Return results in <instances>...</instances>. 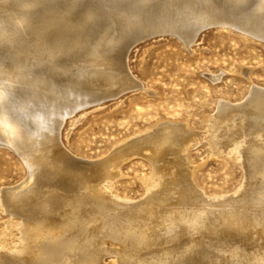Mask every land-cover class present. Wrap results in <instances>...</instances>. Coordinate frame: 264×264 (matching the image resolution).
<instances>
[{"label": "rangeland", "instance_id": "1", "mask_svg": "<svg viewBox=\"0 0 264 264\" xmlns=\"http://www.w3.org/2000/svg\"><path fill=\"white\" fill-rule=\"evenodd\" d=\"M1 1L2 0H0V4L2 3V6H4V7H2V6H1L2 8L0 7V14H3L2 12H5V15L4 14H3L4 16L0 15V19L3 20V22L0 20V22H2V23H0V25H2V26H0V29H1V31H0L1 32L0 33V38H1L0 39V46H1L0 47V60H2V62L0 61V65H1L0 66L1 67V69H0V76H1L0 81H2V82L4 81L3 83H6V80H7L6 78H7L8 74L15 71V68H11L12 65H14L15 63L20 64L22 62L26 66H28V67L30 66L29 69L32 70L33 72L32 71L31 72L35 75L38 72V74L36 75L37 77L35 79L36 81L30 80V81H27V83L22 82V81L21 82L20 81H13L12 84L14 86L18 87V89L16 91H13L12 96L17 97L19 95H25L26 93L29 94L33 90H37L38 92L33 95V99H34V101H36V103L34 104L35 107L31 103L29 104V107L31 108V106H32L31 109H33V107H34V110H36L39 106H41L43 108L39 107L41 109L38 108L37 112H38V110H40L42 112V110L47 111V109H49L51 106V109H49L50 110L49 115H51V116L48 117L49 120L44 125L45 128L47 127L46 126L47 124H48V126L52 125L51 118L55 117L56 114H60V113H63V112H66V111L72 109L73 108L72 102L75 99H77L78 97H81V96L89 95L91 87H87L88 83H87V79H86L87 77L85 75H87L88 73L86 71L94 70V68H96V66H97V65H94L93 63L87 62V60L89 58L88 57L89 51H87L88 49L86 50V48H88V46H89L88 44L91 41L96 40L97 38H99L103 34L105 35L106 33H107L106 36H108L109 38L114 39V38L120 37L121 39H124L130 33H133L135 31H145L147 27L151 26L152 24H155V21L161 15L160 14L161 11H162V13L165 12V15L168 17H171V16L176 17L177 19H179V22H181V25H183L181 27H184V24H186L185 26L188 25L187 26V28H188L189 26H191L192 22L195 20V19H192L190 17L191 14L194 13V15H195V13H197V15H200V11L202 10V8L204 6H206V4L204 3L205 2L204 0H196L197 4L195 2H192V5H191L192 7H191L190 11H188V10L184 11L185 5L188 4V2H190V0H185L183 2L182 1L179 2L180 3L179 6H182V8H179V7L176 8V6H172L170 4L168 5V3L162 2L163 0L162 1L161 0H154V1L153 0H147V3H146V1L144 2L143 0H73V2H74L73 5L70 4L71 0H52V1L47 0V2H45L46 0H41V1L40 0H36V1L35 0H26V1L25 0L24 1L13 0V2H12V0L11 1L7 0L9 2H7L6 0H4L6 2H3V1L1 2ZM42 1L45 3L43 4ZM254 1L255 0H253V1L252 0H246L245 5H248L249 3H253ZM32 2H34V3L36 2L35 3L36 5ZM40 2L43 4V6ZM65 2H67V4ZM152 2H154V3H152ZM220 2H221V0H217V4H219ZM4 3L7 4V8L5 7L6 4H4ZM9 3L11 5H9ZM18 3L20 5V7H19ZM156 3L158 6L156 5ZM159 3H160V5H159ZM24 4L26 7H28L27 9L25 6L23 8ZM33 4H34V6H33ZM12 5H14L13 6L14 9H12L13 8ZM38 5H40V6H38ZM60 5H62V6H60ZM96 5H99L100 10H98V11L93 10L94 12H92L91 14H88V12L84 11V9H87V8L89 10H92L95 7H97ZM232 5L233 6L236 5V6L233 7ZM58 6H60L62 8H60ZM16 7H18L21 10L20 11H19V9L16 10ZM30 7H32V8H30ZM229 7L231 10L229 9ZM229 7L227 9H225V11H226L225 13H227L228 9H229V12H232L235 10H236V12H240L239 9H241V8H239V6L236 3L235 4L232 3ZM166 8L168 9V11ZM261 8L259 9L261 11H259V10H258L259 12L255 11L256 13L254 12V14H253L254 17L258 16L257 19L256 20L253 19V20L248 21L247 22L248 24L246 23V28L244 30L238 26H235V27H234V25L231 26L230 24L229 25L231 27L227 26L228 24H226L225 26H221V25L219 26L218 24L205 25L204 27L202 26L198 30L197 35L194 37L193 40H189V39L185 40L186 36L184 34H183L184 37H181V35H178L177 33L171 32V29L170 30L164 29V30H160V31L147 30L144 32V34H146V35L149 34V35L142 37L141 39L136 41V43L134 42L130 46V48L128 49V53H127L126 59H125L126 60L125 61V68H124V66L122 67V65H119L116 61V60L120 59L119 56H117L118 55L117 51H119V49H118L119 46H117V45L108 46L107 50L110 51L111 53L113 52L112 54H110L111 56H113V58L110 57V58H107L106 60H104L102 62H99L98 63V67H99L98 70L103 69L104 72H110V71H114L116 73L120 72V75L116 81H112V82H110V84H108L107 86L104 87L105 89L112 88V87L113 88L119 87V88L116 89V91L113 92V94L98 95V96L96 95L91 99L92 101L87 102L83 106H80L76 109L74 108L73 112H71L65 116V118H64V120L61 123L60 128H59L58 138H59L60 143L62 144L61 147H63L65 151H67V152L69 151L68 154L72 155L73 157L75 156L76 158L66 156L65 154L63 155L61 153V150L58 148V146L49 147V145H51V143L45 141L41 137L38 138V140H39L38 147L39 148L43 149L44 151L46 150L47 147L51 149V150L50 149L48 150V148H47V151H50V152H46V151L44 152L41 150L44 153V155L46 154L45 155L46 157H44L46 160L43 158L44 161L42 160V162H41L40 170H42V171H40L41 172L40 177L45 175V176H47V178L44 176L43 178L39 177L37 179L35 184H37V183H39V184H37V186L35 185V187L33 189L34 192H32L35 195L33 194L34 196H32V194H29L31 198L27 200L28 201L27 203L30 206H33L34 204L39 206L41 203L43 204L44 202H46L48 197L50 198L47 201L48 202L50 201L48 204L51 205L50 206L51 209L49 207V209L47 211L48 213L46 214V217H44V218H46V221H44L43 223L44 224L49 223L52 225V227L54 226L53 229L54 230L57 229L58 231L57 230H56L57 232L54 231L55 232L54 234H56V235H53V236H55L56 240L57 239H60V240H58L59 242L57 244H55L57 241H55V240L51 241L53 247L50 245V241H48V240L46 241V239H45L44 243L42 242V244H40L38 246H35L37 241H33L36 243L35 244L33 242L31 243L33 246L28 251L29 253L27 252L26 254H24L25 256L23 254H17L13 250L11 252H9L8 249L2 247V249H0V252L2 255V256L0 255V260L2 259L0 261V263L3 264L5 261L8 260L7 264H14L17 261L18 262L20 261L19 263L17 262V264H20V263L21 264H38V263L39 264H47V263L53 264L54 262H55V264H75V263L84 264L85 261H87L88 259L90 260V258H91L90 255L86 254V250H88L90 247H91L90 249H93L92 247H94L95 249L93 250V252H95V253H94L93 257H95L96 259L93 260L91 258V260L93 262H101L102 264H106L109 261L114 260L116 255L113 254L112 252H105L104 251V253H103L102 248L113 249L115 246L116 248H114V249H117V247H118L117 250L119 253H121L120 256L122 257L121 259H119L118 262H116V264L123 262V261H124V264H132L133 262L134 263L136 262V264H140L139 262H140L142 256L144 257V258L142 257V259L150 260V259H153L151 257L153 253H154L153 257L155 255L156 260L158 258L159 259L162 258V259H160L161 261L158 260V262H155L156 264H162V263L163 264H166V263L167 264H175V263L176 264H178V263L179 264H190V263H192V261H193L192 264H195L196 262H197L196 264H201V263L202 264H207V263L208 264H216V263L221 264L222 262H223L222 264H228V263L234 264L233 261L238 263V264H243L247 258H248V260H247V262H245V264L246 263L247 264H255L254 262H257L258 264H264V234H263L264 233V229H263L264 226H262L264 224V217H263L264 213L262 214L260 212V210L264 211V210H262V209H264V207H262L264 205V180H263L264 169H262V168H264V164H263L264 158H262V156H261L262 154L259 155V153H262V152L264 153V146H263L264 143L262 144V142H264V137H263L264 136L263 135V133H264L263 128L264 127H262L263 126L262 124H264L263 123L264 122L263 121L264 115L262 113V112H264V109H263V107L258 109V108L251 106V107H246V109L242 108L239 110L230 111L227 116L222 115L221 117H217V115H216L217 105H218L219 101H223V102L226 101V103H229L230 105H237L238 103H242L245 100L249 90L251 89V87H253V85L260 87V88H262V87L264 88V37H263L264 36V31H263L264 28H263V30H262V28H260V26L264 27V15H262L264 13L263 12L264 9L262 8L263 9V11H262ZM1 9L5 10V11H2ZM9 9H11V10H9ZM24 9H25V12L30 16V18H28L29 16L24 12ZM30 9L32 10V12ZM47 9H49V10H47ZM33 10L34 11L37 10L38 12L41 11V13H42V14L40 13L41 16H40V14H38L37 11L34 12ZM6 11H8V12H6ZM12 11H15V12L17 11V12L13 13ZM22 11H23L22 15L24 14L23 16H25L24 18H26L27 20L24 19L23 21H19L18 18L21 15V13H19V12H22ZM9 12L10 13L12 12V14H10ZM29 12H31V13L29 14ZM33 13H34L35 17L32 16ZM49 13L55 14V15L53 16ZM15 14H16V16H15ZM18 14H20L19 17H18ZM44 14H45V16H44ZM81 14H85L87 16H90V18L94 19V21L96 20L97 23L91 19L89 24H87L89 21L88 20L89 17H88L87 20L84 21V24H86V25L83 26V23H80V24H82V25H80L77 22L78 20L76 18H77V16H81ZM6 15H7V18H6ZM26 15H27V17H26ZM37 15H39L40 18H38L39 16H37ZM71 15L74 17L72 18ZM2 16L4 18H2ZM31 16L34 19L31 20ZM240 16L244 17L245 15L243 13V14H240L239 17ZM8 17H11V18H9L10 20H8ZM15 17L16 18L18 17V18L16 19ZM35 18H36V21H35ZM41 18L43 21L41 20ZM4 19H6V20H4ZM28 19H29V21H28ZM51 19H53V20H51ZM64 19H65V21H64ZM33 20H34V22H33ZM54 20H55V22H54ZM74 20L79 25L77 23H75V25H74ZM16 21H19V22H16ZM25 21H27V22H25ZM69 21H71V22H69ZM39 22H41V25L44 24L46 26V28L44 27V25L41 26ZM64 22H66V23H64ZM182 22L184 24H182ZM5 23H6V25H5ZM22 23H23L24 27H23ZM26 23H27V25H26ZM233 23H234V21H233ZM259 24H261V25H259ZM12 25H13V27H11ZM28 25H29V27H31V25L32 26L34 25L35 27L34 26H33L34 28L32 27V29H34V31L31 28L29 29V27H27ZM179 26H180V23H179ZM4 27L6 29H4ZM16 27H19V29H21L20 30L21 32H19L18 31L19 29ZM47 27L50 28L51 30L48 29ZM58 27L59 28L63 27L60 29L61 30L64 29V31L58 30L59 29ZM66 27L68 28L67 32H65V30L67 29ZM69 28L72 30H70ZM73 28L74 29L77 28V30H79V31L77 32L76 29L74 30ZM16 29H18V30H16ZM25 29L26 30L29 29V31L28 30L26 31ZM44 29L46 31H48V30H50V31L46 32V34L43 32V34H42L41 30H44ZM80 29H82L84 32L83 31L81 32ZM240 29H242V30H240ZM252 29L253 30L255 29L256 32L253 31ZM10 30H11V32H10ZM22 30H24L23 31L24 33L22 32ZM30 30L33 32H31ZM36 30L38 31L39 34L36 32ZM55 30H58V32L60 31V35L57 34L58 32ZM69 30L72 31V33ZM246 30H248V31H246ZM3 31H4V33L5 32L6 33L5 34L2 33ZM12 31H13V33H12ZM53 31H55V32H53ZM74 31H76V32H74ZM63 32H64V34H63ZM28 33H29V35H28ZM53 33H55L56 36ZM74 33H76L75 34L76 39L73 38ZM82 33L85 36L87 35L86 39H84L85 36H82L83 35ZM150 33H152V34H150ZM9 34H11V35H9ZM13 34H14V36L15 35H17V36L20 35V36H18V37L15 36L16 37V39H15V37H13ZM34 34H36V35L38 34V36H40V37H38ZM30 35L34 36L32 39L33 40L36 39L35 41H39L41 39L39 41L40 43L37 44V42H33L32 39H30V37H32ZM61 35L63 37L66 35L67 36L70 35L68 37H70L71 39L70 38L67 39V36H66V38L65 37L63 38ZM25 36H26V38L28 37V39H26ZM45 36H48L49 39L51 37L53 38V36H54L57 38V39L55 38L57 41L54 40V42H52L53 41L52 38H51L52 41H50L51 39L49 40L48 37L46 38ZM77 36H79V38H82V37H84V38L80 39L81 42H78V43H81L82 45L79 46L80 45L79 44L76 46V48L74 47L75 48L74 49L73 45H75L76 42L79 40V38ZM10 37H11V39H10ZM12 37H13V39H12ZM44 37L49 42H47ZM59 37H61V40H58ZM6 38H7V41L5 42ZM19 38H21L23 40L25 39L26 44H24L25 40L21 41V39L19 40ZM2 39H3V41H2ZM29 40H31V42ZM66 40H68V42ZM84 40L86 42L88 41L85 45H84V43H85ZM58 41L60 43L62 41L63 42L66 41L67 44H66V42H64V43L62 42L61 44H63L64 47L66 45L65 48L68 47L67 49L68 50L71 49V50L65 51L67 49H65L63 47V45H61L59 43L61 45V47H60V45L56 47L59 49V51L56 49L52 54L46 55L44 57L39 56L36 58V57H34V55H32V57H31V54H37L39 51L44 53V51L47 49L48 46H50L52 43H56V42L58 43ZM10 43H11V46H13V47L10 46ZM41 43H43L45 45L42 44V46H40ZM29 44H31L33 47H31V46L29 47L28 46ZM46 44H47V46H46ZM68 44L70 46H68ZM34 45L36 46V48ZM56 45H58V44H56ZM2 46L4 47V49ZM69 47H70V49H69ZM6 48H8V49H6ZM9 48H11V49H9ZM38 48H39V50H38ZM44 48H46V49H44ZM20 49H23L26 51L23 52V50H20ZM31 49H32V52H31ZM43 49H44V51H43ZM29 50H30L31 54L28 53ZM8 51H9V53H6ZM18 55H19V58H18ZM28 56L31 58H29ZM49 56L51 58L53 56V58L51 59ZM8 57H9V59H8ZM6 58H7V60H5ZM20 58H22V61ZM38 58L43 59V60L40 59V61L41 62L43 61L45 64L44 63L41 64V62L39 61ZM54 58H56V59H54ZM57 58H61L62 60L61 59L57 60ZM49 59H51V60H49ZM47 61L50 62V64ZM58 61H59V63H57ZM46 63L49 64L48 66L54 64L55 69L52 68V67H54L53 65H52V67L51 66L48 67L46 65ZM58 64H61V65L59 66ZM37 66H38V68H37L38 70L36 69ZM40 66H42V67H40ZM45 66H47L48 69L45 68ZM63 67H64V69H63ZM57 68L62 69V71L58 70ZM4 69H6V70L4 71ZM49 69H51V71ZM123 69H126V71L128 72V75H127V72H125ZM7 70H8V72H7ZM40 71L42 73H40ZM44 72L46 75L44 74ZM39 75H42V76H39ZM2 76L4 78H2ZM22 77H23V75L21 73H18L16 75V78H18V80L22 79ZM128 77L131 79V82H128V84H127V83H125V79H127ZM50 78H52V79H50ZM54 78H55V80H54ZM82 78H83V80H82ZM81 81H83V82H81ZM37 82H39V84H38L39 87L36 85V88H34L35 83H37ZM27 86H28V88H27ZM62 88H65V89L62 90ZM19 90L22 91V93ZM55 92H56V94H55ZM15 93H17V94H15ZM44 93H45V95L43 96ZM48 97L50 98V100ZM46 103H47V106H46ZM50 103H54V104H50ZM44 105L47 107V109L44 107ZM251 109H252V112H254L253 114L251 112ZM245 110H246V113H245ZM247 110H249V111H247ZM258 110L260 113L258 112ZM238 112L241 113V114H238L241 117L240 116L238 117L236 115ZM257 112L259 114H261L260 119H258L259 114H256ZM234 113H236V114H234ZM243 113H244V116H242ZM246 114H247V116H246ZM248 114L251 117H249ZM234 115H236V116H234ZM262 115H263V117H262ZM230 116L231 117L234 116V118L233 117L231 118ZM252 116H254L255 118ZM236 117H237V119H236ZM244 117L246 118L245 120H247L248 122H244L245 121ZM238 118H239V120H238ZM25 119H27L25 121H27L26 123H27L29 129H30V127H32V126L34 127L35 125H36L35 127H37V123H35L36 121L34 119H32V117H25ZM233 120H235V121H233ZM259 121H260V123H259ZM261 121H263V122L261 123ZM30 124H31V126H30ZM164 124H170L169 126L171 127V129L173 127H175L176 129L179 128V130H175V131L178 134H180V136L174 131L175 128H173V130L167 132V134H165L166 133L165 131L160 132L159 130H163L160 127ZM252 125H254V126H252ZM257 127L259 128V130ZM45 128L41 127L40 131L45 132L46 131ZM29 129H28V131L33 130L32 128L30 130ZM255 129L258 131H255ZM250 132H251V135L249 137ZM259 132L261 133L259 135L262 138L261 137L259 138V135H257V133H259ZM148 133H152V136H154V137H152V136L151 137L154 139V142H153V139L151 137L150 138L152 140L151 139L143 140L142 136H144ZM161 133H163V134H161ZM185 133L187 135H185ZM158 135H160V136L162 135V137L160 138V136L158 137ZM183 135H184V137H183ZM256 135L258 136V138H256L257 137ZM185 136H187V137H185ZM244 136H246V137H244ZM251 136L255 140L253 138H251ZM163 137H164L163 140H165L167 138H169V139L172 138L171 142L174 140L172 142V144L175 143V145L172 146L170 143V140H167V141L161 140ZM180 137H182L185 142L184 141L182 142V138L180 139ZM158 138H160V139H158ZM232 138H233V140H232ZM242 138H244V140H242ZM257 140H258V142H260L259 140H261L262 142L256 143ZM151 141L154 144H152ZM246 141L249 142L250 144H248ZM254 141H256V142H254ZM157 142L160 144L161 143H164V144H161V146L159 144V146H158ZM233 142L236 143V145H237L236 147H238V150L239 151L241 150L240 154L241 153L242 154L240 156H239V153L236 154L235 151H234L235 153H233V151L227 152L229 149L233 148L231 145H233V146L235 145V143H233ZM240 143H242V144H240ZM251 143L253 146L251 145ZM41 144H44L45 146H43ZM179 144H180V146H177ZM257 144H258V146H257ZM163 145L166 148L169 146L170 149H168V148L166 149ZM250 145H251L252 149L250 148ZM152 147H153V149H152ZM159 147H161L162 149ZM177 147H179V148H177ZM240 147H242V148H240ZM55 148H57V149H55ZM157 148H159V149L157 150ZM180 148H182V149H180ZM183 148H187L186 149L187 152L183 151ZM254 148H256L258 151L260 150V152L258 153L256 151V149H254ZM163 149H165V150L163 151ZM166 150H168V151L166 152ZM173 150H175L176 153H174L175 151L173 152ZM180 150H182V153L184 152V154H182ZM242 150L244 153L242 152ZM250 150H252V152L254 154H256V156H254L253 153L250 154L251 156L253 155L256 159L253 156H252L253 158L248 156L249 153L251 152ZM177 151H179V152H177ZM48 153H50V154H48ZM153 153H156L157 155L156 154L152 155ZM169 153H170V156L166 155ZM178 153H180V154H178ZM245 154H247V155H245ZM158 155H160V157L162 156L161 159ZM176 155H178V157ZM180 155H182L181 156L182 158L180 157ZM171 156L173 158H171ZM247 156H248V158H247ZM50 157H52L54 161ZM67 157H69V159ZM163 157H166V158L168 157L167 160H169L168 161L169 164H168L167 160H165V158H163ZM71 158L74 160H72ZM75 159L77 160L78 164L76 163ZM155 159H156V161H155ZM240 159H242V160H240ZM243 159L246 162H244ZM48 160H49V163H48ZM55 160H56V162L58 161L57 162L58 165L56 164ZM173 160H175V161H173ZM248 160H250V161H248ZM52 161L55 164H52ZM73 161H75V162L73 163ZM160 161H162V162H160ZM71 162L73 163V165ZM92 162H94V163H92ZM42 163L46 164L45 168H44V164H42ZM66 163H67V165H65ZM157 163L159 165H157ZM250 163L252 165H256L257 169L255 166L254 167L252 166V168H251ZM254 163H256V164H254ZM84 164H86V165L84 166ZM89 164L91 165V167H93V169L90 167ZM82 165L84 167H82ZM99 165L100 166L103 165L104 167H100ZM41 166H43V167H41ZM86 166H87V168H85ZM174 166H176V167H174ZM246 166H248V167L246 168ZM46 168L48 170H46ZM81 168H82V170L84 168L83 171L86 170L88 172L82 173ZM97 168L99 170H95ZM249 168H251V169H249ZM253 168L256 170V173L258 175L254 172L255 170ZM100 169L102 172L100 171ZM248 169L252 172H249ZM258 170H260V172ZM96 171H99L100 173L96 172ZM44 172H45V174H44ZM70 172H71V174H70ZM247 172H249V174ZM92 173L95 174V177H92L94 175ZM156 173H158L160 175L159 184L157 186L160 187L159 189H161L160 190L161 192L159 191V194L156 193L155 190H158L157 186H155V188H152L151 191L155 192L154 196H159L158 198L162 199V200L158 199V201L161 200V201H159V203L156 200L157 197L154 198V196H153L154 199L151 197L152 202L147 201V198H148V195H150V192L148 193V191H146V186H147V184H150L148 181H150V178ZM190 173H191V175H190ZM260 173L263 175H261ZM64 174L66 175V177ZM74 174H75V176H74ZM82 174H85L86 176L88 175V177H85V175L82 176ZM251 174H253L254 176ZM27 175H28V168H27L24 160L20 156V154L18 152H16L14 149L7 146V144L5 145V143L2 144L0 142V196H1L0 200L3 201V198L9 197L8 194L7 195L5 194L6 196L3 197L4 193L7 190L10 191L13 189L16 190L19 188H23L24 185L27 184V182H25ZM50 175H52V176H50ZM98 175L100 176V179H99ZM73 176L74 177L78 176V177L74 178ZM248 177H250L251 180L253 179L254 182L250 181V179ZM254 177L256 179H254ZM48 178H49V180H48ZM95 178H96V180H95ZM182 178H184L185 181L181 180ZM56 179H58V180H56ZM75 179H77L78 182ZM98 179H99V181H98ZM260 179H262V180L260 181ZM87 181L89 184L87 183ZM91 181H92V184H90ZM177 181L179 184L182 183V185H180L181 187L179 186ZM24 182H25V184H24ZM174 182H175V184H174ZM188 182L190 183L191 189L195 188L193 190L194 192H191L188 189H186V188L190 189ZM40 183H42L44 186ZM49 183H51V185H49ZM107 183L110 184V187H108V185H107L106 187H103V189H101L102 190L101 193H99V191L96 192L98 190V188L100 187V185H104ZM246 183H248V184H246ZM172 184H173V188H172ZM185 184H188V186ZM71 185H73V186H71ZM91 185H93V186H91ZM174 185L176 187L178 186L177 187L179 189L178 191ZM184 185L187 187H185ZM244 185L246 186L247 191L245 190V192H243L244 194L243 193L241 194V191H239V190H241V188L244 187ZM164 186L166 187V189H163V188H165ZM45 187L48 189H46ZM76 187L80 188L78 190L79 192L77 191ZM170 187H171V189H170ZM182 187H185V188H182ZM57 188H59V189H57ZM67 188L69 190L73 189V192H72V190L69 191ZM175 188H176V190H175ZM180 188H181V190H180ZM92 189L94 190V192L91 191ZM36 190H37V193L35 192ZM41 190L42 191L44 190L43 193ZM54 190H55V193H52V191H54ZM58 190L60 192H58ZM74 190H75V192H74ZM163 190H165V191L167 190L166 192L164 191L166 195L164 194ZM182 190H185L184 194H183ZM108 191H109V193L110 192L111 193L110 194L107 193ZM62 192L65 194L63 195ZM83 192L85 195L83 194ZM187 192H190V193H187ZM235 192L237 194H235ZM49 193H51L53 195H51ZM91 193H93V194H91ZM98 193L100 194L99 196H98ZM172 193H176V194H172ZM177 193H179V194H177ZM185 193H186V196H185ZM38 194H39V198H38ZM57 194L60 196L59 199H58ZM77 194H78V196H77ZM106 194H108L110 197ZM160 194L164 195L165 199H163L162 198L163 196L161 197ZM187 194L191 195V196H188ZM198 194H200L199 197H202V198H199ZM43 195H45V196H43ZM54 195H55V197H57L58 200L55 199ZM72 195L77 196V198L75 196L72 197ZM115 195L117 197H115ZM172 195H174V196H172ZM180 195H182L184 197L182 198V197H180ZM192 195H193V197H192ZM234 195H236V196H234ZM84 196H85V198H84ZM105 196H106L105 201L107 200V203L103 200L105 198ZM118 196L121 198V200L122 199L123 200L121 201ZM168 196L171 198H168ZM175 196L177 198L178 197L179 198L177 199ZM187 196L189 197V199H192V200H187V203L182 204V203H184V201L186 202V199L188 198ZM43 197H44V199H43ZM46 197H47V199H46ZM88 197H90V199H88ZM97 197H99V198H97ZM172 197L174 198V200ZM206 197H208V199L210 201L207 200ZM235 197H238V198H235ZM52 198H53V200H52ZM180 198L184 201L180 200ZM193 198L195 200H197L196 202H199V203L196 204V202H194L195 200ZM35 199L37 200V203H36ZM40 199L42 201H40ZM75 199H76V201H75ZM97 199L101 200L102 202L104 201V203H102L101 201H99ZM108 199H112V200L110 201ZM114 199H116V200H114ZM169 199H171V200H169ZM218 199H220L219 201H221V202L216 201ZM228 199H230L231 201ZM244 199L246 200V204H245ZM59 200L60 201L63 200V201L59 202ZM201 200L202 201L206 200V203L204 201V204H206V205H204V204L202 205L203 202ZM248 200H249V202H248ZM84 201L86 203H84ZM145 201H147V202H145ZM162 201H163V203L160 205V203ZM176 201L179 202V204L177 203L179 205L178 207H177ZM189 201L192 202V204H194V205H191ZM207 201L210 203H213V204H211L212 206L208 205ZM228 201H230V202H228ZM250 201H251V203H250ZM31 202L33 203V205ZM39 202H40V204H39ZM87 202H88V204L90 202L91 203L88 205ZM95 202H97V203H95ZM109 202H110V204H109ZM127 202H128V204H126ZM142 202H144L143 207L141 206ZM148 202H150V203L148 204ZM216 202H218L219 205H217ZM223 202H225V203H223ZM257 202L260 203V205ZM92 203H93V206L96 205L95 209H93L94 208L93 206H91L92 207V209H91L90 205H92ZM98 203H101V204H98ZM105 203L109 204V205L106 206ZM114 203H115L116 209H119L120 207H118V206L121 204L120 206H123L122 210H124V211H125L124 208L129 207L130 204H131V206H132V204H134V205L136 204L133 207L135 210H137L141 206L140 208H142V209L139 208V211L137 210L135 214H134L135 210L134 209L131 210L132 216H133L131 219H133L132 221H133V223H135V228H137L138 230H139V227L142 229L144 228L143 224L144 225L147 224L146 225L147 227L149 226L148 227V231H149L148 235H150V237H148L149 239L147 238V241L146 240L145 241L147 243L149 241L151 242L152 241L151 237H153V241L151 242L152 244L149 242L148 243L149 245H148L143 240L142 241L141 240L136 241L135 239H138L139 237L138 238L135 237V235L137 236V234L135 232H134L135 234L132 232L134 235L131 234L132 238H134V239H132L130 237L131 235L130 236L129 235H126V236L121 235L118 237L120 240L122 239L121 241L119 240L120 242L118 241V239L116 242V239H114V238H112V240H111V237H112V236H110V234H112L111 231L112 230L114 231L116 228L117 229L119 228L120 222L116 223V221L123 220L122 221L123 223L121 222V224H120V228H119L120 230L123 229L122 226L124 227L126 225V224H124V223H126L125 222L126 215L122 214L120 212V210H117L120 213H118L117 211H115L116 212L115 213L113 211L114 210L113 209ZM116 203H117V205H116ZM145 203H146V205L148 204L147 207H146ZM153 203L156 205H153ZM221 203H223L224 206H222ZM242 203H244L246 205V207ZM252 203H253V205H258L257 207H259L258 208L259 214H258V211L256 212V209H255L257 207L253 206ZM103 204L106 207H108V209H111V210H108L105 206L102 207ZM163 204H164V206H163ZM169 204L170 205L172 204V208H170ZM188 204L191 205L192 207L195 206L197 208L199 206V208H198L199 210L205 209V208L207 210V208L209 209L210 207H211V209H209V211H207V212H205V210H204L200 215V219L198 217V219L196 218V220H194V221L189 217H185L184 219H182L183 221L182 220L179 221L180 225L178 222L176 226L172 225L171 229L167 227L166 222H165V224L162 223L163 224L162 226L160 225L162 218L168 214L170 215V217L173 216V217H171L172 219L174 217L180 219L181 215H178V210H179L178 208H181L180 211H183L184 209H186V208H184L186 205H187V207L189 206ZM200 204H201L202 208L200 207ZM237 204L238 205L240 204V205L238 207H235V206H237ZM247 204L250 206L249 209H247L248 208ZM67 205L69 207H67ZM80 205H81V207H79ZM87 205L90 208L89 207L86 208L85 206H87ZM98 205L101 206L103 208V210L106 208L105 210L108 213H106L105 210L102 211ZM110 205H112L111 207H113V208H110ZM149 205H150V207H149ZM168 205H169V207H168ZM225 205H228V206H225ZM242 205L245 207V208L243 207V210L245 209V213H244L245 219H241L244 217V216L242 217V215H243V213L241 211ZM1 206H0V232L2 234L0 233V240L2 238L5 240L8 239L7 241H9L11 243H14V242L18 243L19 237H17V236L21 235L20 231L16 227H14V229H13L12 226L7 225L6 222L11 216H12L11 218L18 220V221L19 220L21 221V218L18 215H15L13 213L12 214L9 213V212H11L10 210L12 209V207L9 208L8 204L6 202H5L4 207L3 206L1 207ZM156 206L157 207L159 206L160 208H156ZM77 207H79V208L75 209ZM98 207L100 208V210ZM217 207L219 209H221L220 210L221 212H219ZM260 207H261V209H260ZM80 208H81V210H80ZM226 208H227V210H225ZM231 208H233V210ZM250 208H253L255 211L253 209H250ZM72 209H74V210H72ZM212 209H214V210L212 211ZM228 209H231V210H228ZM246 209H247V212L250 210L248 213L252 216H250L246 212ZM85 210H88V211H85ZM166 210H167V212L168 211L169 212L167 213ZM235 210L236 211L238 210L237 212L238 213L241 212L242 214L241 215H240V213L236 214ZM251 210L254 211L253 214H251V212H252ZM65 211L69 214H67V213L65 214ZM69 211H71L73 213L74 218H71L72 217V216H70L71 212H69ZM79 211H82V212L79 213ZM100 211H102V212H100ZM211 211L214 212L215 214L212 213ZM228 211H229V213H228ZM230 211L232 213L234 211V213L232 214V216H233L232 218L230 216L231 215ZM149 212H152V213H149ZM209 212L212 213V215ZM224 212H225V214H224ZM60 213H62V214H60ZM85 213L86 214L88 213L87 214L88 216H85ZM94 213L95 214L98 213V216L95 218H94V216H96V215ZM100 213L101 214L106 213V215H108V214L109 215L112 214V215L106 217V215H101ZM163 213H165V215ZM207 213L209 215H207ZM216 213H217V215H216ZM218 213H220V214H218ZM179 214H181V213H179ZM261 214H262L263 218L260 217ZM34 215L37 219L38 216L39 217L42 216V213L38 214V215L32 214L31 217L33 216L32 218H35ZM54 215H56V216H54ZM61 215L64 217L62 218ZM76 215L78 216L77 217L78 221L75 218ZM92 215H93V217H92ZM139 215H140V217H142L141 219H140ZM151 215H152V217H151ZM176 215L179 217H177ZM222 215L225 218L223 217V219H221ZM253 215H255L257 217H255ZM79 216H81V217L79 218ZM113 216L116 220L113 218ZM116 216H117V218H116ZM143 216H145V217H143ZM234 216L238 218L237 221H235ZM182 217H184V216H182ZM206 217L208 219H206ZM251 217H253L252 218L253 220L251 219ZM259 217H260V219L257 220ZM48 218H49V220H48ZM55 218L57 220H55ZM64 218H65V220H64ZM87 218H88V220H87ZM100 218L102 220H100ZM111 218L113 220V225L116 224V227L114 226V228H113V226H112L113 229L111 228L112 222H109L111 220ZM213 218H215V219H213ZM229 218L231 221L230 222L227 221L228 225H225L226 219L229 220ZM60 219H62V220H60ZM72 219H74L75 221L73 220L71 222L70 220H72ZM89 219L92 221H90ZM143 219H144V221H143ZM217 219H219V221ZM63 220L64 221L67 220L66 223L69 224V227L67 226L66 223H63ZM104 220H109V221L105 222ZM135 220H137V221L134 222ZM145 220H146V222H145ZM155 220H157V221H155ZM213 220L216 221V224H215V221H213ZM247 220H248V222H247ZM76 221L78 223H80L79 226L76 225V223H77ZM82 221L83 222L86 221V222L83 223ZM185 221H187V222H185ZM202 221L204 223H202ZM217 221L219 223H217ZM221 221L223 222L222 227L225 225L223 228L221 227V224H222ZM232 221H233V223L234 222L235 223L231 225ZM102 222H104V223H102ZM158 222H159V224H158ZM183 222H184V224H182ZM189 222H190V224H187ZM70 223L71 224L73 223L72 227H74V228H72L70 226L71 225ZM81 223H83V225H81ZM85 223L88 227H86V225H84ZM148 223H150V225H148ZM102 224L104 226V231H102L103 230V228H102L103 226H101ZM106 224L107 225L111 224L110 225L111 229H109L108 228L109 225L107 226ZM195 224H196V226H195ZM63 225H64V227H66L65 229H64ZM182 225H183V227H182ZM184 225H185V228H187L188 226L195 228L193 230L194 232L191 231L192 228H188V231L185 230ZM202 225L203 226L205 225L208 227V228L207 227L206 228L201 227L204 230L207 229L206 231H204L203 229H202V231H200L201 228H199V226H202ZM217 225H219V228ZM80 226L82 229L87 228L86 229L87 231H85V229H84L85 232L83 230H81ZM137 226H139V227H137ZM164 226H166V227H164ZM215 226L218 228L219 231L224 229L222 231L225 233L217 231V228ZM242 226H244V227H242ZM70 227L72 230L68 229ZM106 227H107V229H105ZM157 227H158V231H160V229H161L162 234L170 235L171 238H170V236H167V235H165V237H164L163 235H161V232H159V235H158V233L156 231ZM176 227H177V230H174V228L176 229ZM196 227H197V231H195ZM213 227H215L216 229H213ZM229 227L232 230H230ZM233 227H235L234 228L235 231H234ZM238 227L241 228V230L243 229L246 233L243 230L241 231ZM2 228H3V230H1ZM164 228H167L166 229L167 231ZM198 228H199V230H198ZM252 228H253V230L255 228V230H257V231H255V230L253 231ZM168 229H170V231L172 230L173 232L172 231L170 232ZM181 229H183L184 231ZM107 230H110L111 233ZM208 230H209V232H208ZM214 230H215V232H214ZM61 231L64 232L65 234H63ZM68 231L72 232V234L70 233L71 235H69ZM74 231L76 234L74 233ZM106 231H107V233H105ZM153 231H156L157 234H155V232H154V235H153L152 234ZM186 231H187V233H184ZM239 231L242 232V234ZM83 232H84V234H83ZM87 232H89V233H87ZM94 232H96V233H94ZM167 232H169V233H167ZM196 232H198V233H196ZM200 232L202 233V235L201 236L197 235V234H200ZM211 232H213V233H211ZM226 232H228V233H226ZM233 232H235V233L238 232L240 235L238 233L235 234ZM4 233H5V235H4ZM6 233H8V234H6ZM85 233L88 234V235H86L87 238L90 236V234H92V236H95V237H92V236L89 237L88 238L89 241H88V239H86V237H85ZM102 233L105 236L103 235L101 237ZM108 233H110V234H108ZM180 233L183 236L180 237ZM216 233L218 234L217 236H218L219 240L216 239L217 238L215 236ZM243 233H244V236H243ZM74 234L76 236H74ZM95 234L97 235V238H96ZM185 234H187V236ZM210 234H213V235L215 234V235L213 237V235H210ZM226 234L228 235V237L225 236ZM262 234H263V236H262ZM3 235L6 238H4ZM58 235H59V237L56 238ZM68 235L70 236L71 240L68 238L69 237ZM176 235H178V236H176ZM188 235H191V236H188ZM254 235H256V236H254ZM60 236H62V237H60ZM71 236H73V238ZM108 236H109L110 240H107ZM158 236H159L160 240L157 238ZM220 236H221V238H220ZM75 237L77 239L79 238L80 240L75 239ZM83 237H85V238H83ZM122 237L123 238L126 237V238L123 239ZM166 237L168 238V240ZM173 237H175L176 240H174L175 238H173ZM208 237H210V238H208ZM211 237H212L213 242H215L214 240H216L217 242L221 241L220 243L225 244L224 245L225 247H226V245L229 246L228 244H231V246L226 247L225 248L226 250H225L223 248L224 246H222L221 244L219 245V243H217L218 245L216 244V242L215 243H213V242L208 243V242L212 241V240H210ZM39 238H40V236H39ZM100 238H101V240H100ZM128 238L132 239L133 244L130 241L131 239L127 240ZM164 238H165V240H167V242H170L172 240H174V241H172V243L170 242L169 244L165 245V243H167V242L164 241ZM203 238H205V239H203ZM206 238H207V240L208 239L209 240L207 241ZM226 238H229V239H226ZM230 238H231V240H230ZM232 238H234V239H232ZM67 239L70 240L69 241L70 243H71V241L74 242V243H71L72 246H71V244L69 245L70 247L68 246L69 242L66 243ZM85 239L88 243L85 242ZM113 239H114V241H113ZM177 239H178V241H177ZM198 239H200L204 242L199 241ZM11 240H13V241H11ZM93 240L96 242H93ZM125 240H126V243L124 245L123 241H125ZM155 240L157 242H155ZM196 240L199 243H197ZM222 240H224V241H222ZM232 240H233V242H235L237 244L236 248H238L239 250L242 248L240 251L238 249L235 251L236 248H234V250L230 249V248H233L235 246V245H233L235 243H232ZM60 241H62V244ZM108 241H110V242H108ZM111 241H113L114 243H111ZM225 241L227 243H222ZM90 242H91V244H89ZM127 242H129V243H127ZM134 242H137V243L139 242V245L142 246V247L139 246L141 248L140 250H139V247L137 246L138 244L136 245V243H134ZM247 242L250 245H248ZM76 243H77V245H76ZM101 243L103 245H101ZM104 243H105V245H104ZM118 243L121 245H119ZM142 243H145V245L144 244L142 245ZM154 243H155L156 247H155V245L153 246ZM156 243H158V244H156ZM183 243H185V244L183 245ZM186 243H188L187 244L188 246L186 245ZM191 243H193L194 246L191 245ZM206 243H208V245L209 244L210 245L207 246ZM87 244L90 246H88ZM110 244L111 245L113 244L114 246L112 245L113 246L112 247ZM126 244L129 248L128 250H127ZM201 244L205 245L204 247H206L207 250L209 249L208 250L209 252H207V253H206L207 250H205L204 253L206 255L202 252V250L204 251V249H202L203 246ZM211 244H212V246H211ZM62 245H63V247H62ZM74 245H75L77 250L75 248H73ZM122 245L125 248L124 251H123ZM134 245L138 247V250L140 252L137 250V247H136V249L134 248L135 247ZM151 245H152V247H155V248L150 247ZM158 245L161 247H158ZM181 245L183 246L182 247L183 250L180 251ZM190 245L193 246V248L195 247V249L198 245H199V247H201V248H199L201 250L197 249V250H199L198 255H196L197 250L192 249ZM195 245H197V246H195ZM215 245L220 247V250H223V251L222 252L219 251V248H217V246L214 247ZM48 246H51V248L53 250L51 248H48ZM59 246H60V248H58ZM132 246H133V249H132ZM143 246H145L147 248H144ZM254 246H256V247H254ZM46 247L48 249H46ZM169 247L172 250H170ZM184 247L186 248V250H184ZM210 247H211V249H210ZM0 248H1V246H0ZM40 248H41V250H40ZM63 248H64V250H63ZM120 248L122 249L123 253L121 252ZM214 248L217 249L216 250L217 253L221 252L220 254H218L219 255L218 257H217V253H215ZM228 248H229V250H228ZM255 248H257V249H255ZM4 249H5V251H4ZM134 249L137 252H139V253H137L138 258H137L136 254H133L131 256L124 254V252L126 250H127V252H125V253H128V251L129 252L131 251V253L132 252L136 253V251ZM163 249H164V252L165 251H167V252H165L164 255L159 256V254H163V252H161V251H163ZM167 249L170 251H168ZM190 249H192V250H190ZM212 249H214V251ZM44 250L46 253L44 252ZM55 250H59V251H55ZM65 250H69V255H71L70 258L67 260H65L66 258L64 256L65 255L64 253H66ZM177 250H179L180 252H178ZM189 250H190V252H188ZM227 250L230 254L232 251H235L234 254L232 252V254L234 256L230 255L227 252ZM54 251L58 252L59 254L58 253L54 254L53 253ZM77 251H78V253H76ZM158 251H160V253ZM224 251H225V253H224ZM49 252L53 253V256H51L52 254ZM73 252L75 253L76 256H74ZM156 252H157V254H156ZM170 252H172V255L175 257V259H173L174 257H172ZM182 252H184V253H182ZM257 252H259V253H257ZM189 253L191 254V257L188 256V255H190ZM192 253H194V255ZM226 253L229 254L230 256L227 255ZM237 253H239V254H237ZM10 254L12 257L10 256ZM12 254H15V255H12ZM44 254L46 256L45 259L47 258V260H45L43 258ZM56 254H58V256ZM177 254L179 257L177 256ZM185 254H187V255H185ZM201 254L203 255L204 258L201 257L202 256ZM212 254H215L214 255L215 257ZM222 254H225V255H222ZM21 255H22V257H21ZM36 255H37V257H36ZM139 255H141V256H139ZM156 255H158V257ZM180 255H182V259H184L183 260L184 262L182 261ZM183 255L187 256V259H185V256H183ZM199 255H201V256L199 257ZM38 256H39V258H38ZM54 256H57V257L54 258ZM84 256L87 258L88 257H90V258L85 259ZM7 257H9V258L6 260ZM10 257L11 258L16 257V258H14V260H13ZM34 257H35V259H33ZM134 257H136V258H134ZM165 257L168 258L167 261H166ZM208 257H210V260ZM213 257H214V259H213ZM219 257L223 258V260H225V257H227L228 260H229V258H231V259H230V262H226V261H228L227 259L225 261H223ZM30 258L33 260H31ZM51 258L52 259L54 258V259L52 260ZM78 258H80V259L77 260ZM118 258H120V257L116 256L115 259H118ZM179 258H180V260H178ZM197 258H199V260ZM233 258H234V260L231 261ZM19 259H21V260H19ZM25 259H27V260H25ZM83 259H85V261ZM122 259H124V260H122ZM128 259H129V261H128ZM163 259H165V260H163ZM188 259L191 262H189ZM215 259H218L220 262H217L218 260H215ZM241 259H245V260H241ZM15 260H17V261L15 262ZM153 260H152V262H154ZM214 260H215V262L211 263V261H214ZM239 260H241V261L239 262ZM249 260H250V263H249ZM2 261H4V262H2ZM48 261L52 262V263H49ZM169 261L172 263H170ZM204 261H207V263ZM224 262H226V263H224Z\"/></svg>", "mask_w": 264, "mask_h": 264}, {"label": "bare ground", "instance_id": "2", "mask_svg": "<svg viewBox=\"0 0 264 264\" xmlns=\"http://www.w3.org/2000/svg\"><path fill=\"white\" fill-rule=\"evenodd\" d=\"M3 2H6V1H4V0H2ZM1 1V2H2ZM11 1V0H10ZM16 1V0H15ZM14 1V2H15ZM22 1H24V0H22ZM26 1V0H25ZM36 1V0H35ZM41 1V0H40ZM52 1V0H51ZM144 2L146 1V3H147V0H143ZM154 1V0H153ZM162 1V0H161ZM183 2V1H185V0H163L162 2H164V3H168V5L170 4V5H172V6H176V8L177 7H179V8H182V6H179L180 5V3L179 2ZM205 2V4H206V6H204L203 8H202V10L200 11V15H197V13H195V15H194V13L193 14H191V18L192 19H195L193 22H192V24H191V26H189L188 28H187V26H185L186 24H184L183 22H182V24H184V27H181V26H183V25H181V22H179V19H177L176 17H174V16H171V17H168V16H166L165 15V12H163L162 13V11H161V15L158 17V19L155 21V24H152L151 26H149V27H147L146 28V30L145 31H147V30H156V31H160V30H164V29H171V32H173V33H177L178 35H181V37H184L183 36V34L186 36L185 37V40H193L194 39V37L197 35V32H198V30L203 26H205V25H213V24H218L219 26L221 25V26H225L226 24H228L227 26H232V25H234V27L235 26H238V27H240V28H242L243 30L246 28V23L248 22V21H250V20H256L257 19V17L258 16H253V14H254V12L255 11H258L261 7L264 9V0H255L253 3H249L248 5H245V2H246V0H221V2L219 3V4H217V0H204ZM253 1V0H252ZM7 2H9V1H7ZM12 2H13V0H12ZM28 2V1H27ZM30 2V1H29ZM39 2V1H38ZM43 2V1H42ZM45 2H47V0L45 1ZM45 2H43V4L45 3ZM49 2V1H48ZM68 2V1H67ZM67 2H65L66 4H67ZM192 2H195L196 3V0H190V2H188V4H186L185 5V9H184V11L186 10H188V11H190V9H191V5H192ZM11 3V2H10ZM9 3V5H11ZM20 3V2H19ZM19 3H18V5H19ZM23 3V2H22ZM32 3H34V2H32ZM36 3V2H35ZM34 3V4H35ZM41 3V2H40ZM50 3V2H49ZM73 0H71V2H70V4H72L73 5ZM152 3H154V2H152ZM187 3V2H186ZM232 3H236L238 6H239V8H241V9H239L240 10V12H236V10L235 11H232V12H229V9H230V5L232 4ZM4 4H6V3H4ZM27 4V3H26ZM30 4V3H29ZM34 4H33V6H34ZM42 4V3H41ZM43 4H42V6H43ZM69 4V3H68ZM197 4V3H196ZM208 4V5H207ZM31 5V4H30ZM36 5V4H35ZM64 5V4H63ZM156 5H157V3H156ZM159 5H160V3H159ZM2 6V3L0 4V7ZM14 5H12V7H13ZM22 6V5H21ZM24 6H25V4L23 5V8H24ZM32 6V5H31ZM38 6H40V5H38ZM50 6V5H49ZM60 6H62V5H60ZM60 6H58V7H60ZM97 7H95L94 9H92V10H89L88 8L87 9H84V11H86V12H88V14H91L92 12H94L95 10H100V7H99V5H96ZM158 6V5H157ZM171 6V7H172ZM187 6V7H186ZM233 6V5H232ZM234 6H236V5H234ZM233 6V7H234ZM253 6V7H252ZM2 7H4V6H2ZM1 7V8H2ZM6 8H7V4H6V6H5ZM11 7V6H10ZM19 7H20V5H19ZM26 7V6H25ZM37 7V6H36ZM45 7V6H44ZM65 7V6H64ZM63 7V8H64ZM229 7V9L227 10V13H225L226 11H225V9H227ZM28 7H26V9H27ZM30 8H32V7H30ZM53 8V7H52ZM51 8V9H52ZM60 8H62V7H60ZM169 8V7H168ZM261 8V9H262ZM12 9H14V7L12 8ZM17 9H19L18 7H16V10ZM59 9V8H58ZM69 9V8H68ZM167 9V8H166ZM165 9V10H166ZM175 9V8H174ZM237 9V8H236ZM263 9H262V11H263ZM2 10V9H1ZM9 10H11V9H9ZM21 9H19V11H20ZM23 10V9H22ZM31 10V9H30ZM43 10V9H42ZM47 10H49V9H47ZM94 10V11H93ZM158 10V9H157ZM231 10V9H230ZM2 11H5V10H2ZM34 11V10H33ZM37 11V10H36ZM36 11H34V12H36ZM160 11V10H159ZM167 11H168V9H167ZM175 11V10H174ZM180 11V10H179ZM259 11H261V10H259ZM258 11V12H259ZM6 12H8V11H6ZM13 13L15 12V11H12ZM12 12L10 13V14H12ZM17 12V11H16ZM15 12V13H16ZM24 12H25V9H24ZM31 12H32V10H31ZM31 12H29V14L31 13ZM38 12V11H37ZM51 12V11H50ZM62 12V11H61ZM157 12V11H156ZM264 12V11H263ZM4 15H5V12H2ZM19 13H21V15H22V13H23V11L22 12H19ZM26 13V12H25ZM41 13V11H39L38 12V14H40ZM52 13V12H51ZM51 13H49V14H51ZM60 13V12H59ZM167 13V12H166ZM178 13V12H177ZM210 13V14H209ZM244 13V17H239V15L240 14H243ZM246 13V14H245ZM256 13V12H255ZM3 14H0V15H3ZM27 14V13H26ZM42 14V13H41ZM41 14H40V16H41ZM47 14V13H46ZM69 14V13H68ZM87 14V13H86ZM3 15V16H4ZM19 15L20 14H18V17H19ZM20 15V17L18 18L19 19V21H23L24 19H26V18H24L25 16H21ZM28 15V14H27ZM27 15H26V17H27ZM36 15V14H35ZM51 15H55V14H51ZM60 15V14H59ZM159 15V14H158ZM157 15V16H158ZM189 15V14H188ZM260 15V14H259ZM262 15H264V13L262 14ZM2 16V18H4ZM11 16V15H10ZM15 16H16V14H15ZM29 16V15H28ZM32 16H34V13L32 14ZM32 16H31V20L32 19H34V18H32ZM37 16H39V15H37ZM40 16L38 17V18H40ZM44 16H45V14H44ZM58 16V15H57ZM67 16V15H66ZM72 16V15H71ZM87 15H85V14H81V16H77V22L80 24V23H83V26H85L86 24H84V21H86L87 20V18H88V23L87 24H89V22H90V20L92 19V18H90V16H87ZM93 16V15H92ZM185 16V15H184ZM14 17V16H13ZM12 17V18H13ZM35 17V16H34ZM56 17V16H55ZM68 17V16H67ZM74 16H72V18H73ZM262 17V16H261ZM6 18H7V15H6ZM9 18H11V17H8V20H10ZM16 18V17H15ZM14 18V19H15ZM16 18V19H17ZM28 18H30V16L28 17ZM50 18V17H49ZM57 18V17H56ZM64 18V17H63ZM71 18V17H70ZM74 18V19H75ZM112 18V17H111ZM15 19V20H16ZM58 19V18H57ZM75 19V20H76ZM97 19V18H96ZM145 19V18H144ZM147 19V18H146ZM183 19V18H182ZM260 19V18H259ZM2 22H3V20L2 19H0ZM4 20H6V19H4ZM13 20V19H12ZM27 20V19H26ZM30 20V21H31ZM38 20V19H37ZM41 20H42V18H41ZM51 20H53V19H51ZM73 20V19H72ZM75 20H74V25H75V23H77V22H75ZM93 21H94V19H92ZM154 20V19H153ZM19 21H16V22H19ZM28 21H29V19H28ZM35 21H36V18H35ZM39 21V20H38ZM37 21V22H38ZM43 21V20H42ZM46 21V20H45ZM57 21V20H56ZM64 21H65V19H64ZM67 21V20H66ZM92 21V22H93ZM144 21V20H143ZM233 21H234V23H233ZM2 22H0V23H2ZM8 22V21H7ZM6 22V23H7ZM14 22V21H13ZM25 22H27V21H25ZM33 22H34V20H33ZM50 22V21H49ZM53 22V21H52ZM54 22H55V20H54ZM69 22H71V21H69ZM94 22H96V20L94 21ZM236 22V23H235ZM258 22V21H257ZM262 22V21H261ZM260 22V23H261ZM6 23H5V25H6ZM12 23V22H11ZM32 23V22H31ZM30 23V24H31ZM40 23V25H41V22H39ZM64 23H66V22H64ZM77 23V24H78ZM97 23V22H96ZM179 23H180V26H179ZM259 23V22H258ZM13 24V23H12ZM29 24V25H30ZM38 24V23H37ZM72 24V23H71ZM78 24V25H79ZM230 24V25H229ZM248 24V23H247ZM256 24V23H255ZM9 25V24H8ZM7 25V26H8ZM15 25V24H14ZM22 25H23V23H22ZM26 25H27V23H26ZM25 25V26H26ZM29 25L27 26V27H29ZM42 25H44V24H42ZM41 25V26H42ZM55 25V24H54ZM73 25V24H72ZM73 25V26H74ZM80 25H82V24H80ZM259 25H261V24H259ZM258 25V26H259ZM0 26H2V25H0ZM4 26V25H3ZM21 26V25H20ZM34 26V25H33ZM32 25H31V27H29V29L31 28L32 29V27H33ZM66 26V25H65ZM77 26V25H76ZM230 26V27H231ZM11 27H13V25L11 26ZM10 27V28H11ZM23 27H24V25H23ZM35 27V26H34ZM33 27V28H34ZM38 27V26H37ZM44 27L46 28V26L44 25ZM54 27V26H53ZM81 27V26H80ZM186 27V28H185ZM249 27V26H248ZM247 27V28H248ZM255 27V26H254ZM3 28V27H2ZM9 28V27H8ZM16 28H18L19 29V27H16ZM43 28V27H42ZM48 28V27H47ZM59 28V27H58ZM60 28H63V27H60ZM58 29V30H61V29ZM67 28V27H66ZM79 28V27H78ZM86 28V27H85ZM256 28V27H255ZM260 28H262V30H263V26L261 27L260 26ZM4 29H6L5 27H4ZM18 29H16V30H18ZM23 29V28H22ZM29 29H27L28 31H29ZM48 29H50V28H48ZM70 29V28H69ZM74 29V28H73ZM76 29V31L78 32L79 30H77V28H75ZM74 29V30H75ZM84 29V28H83ZM239 29V28H238ZM242 29H240V30H242ZM249 29V28H248ZM8 30V29H7ZM15 30V31H16ZM21 29H19L18 31L19 32H21L20 31ZM26 30V29H25ZM26 30V31H27ZM33 31H34V29H32ZM39 30V29H38ZM45 30V29H44ZM44 30H41L42 32V34H43V32L46 34V32H48V31H50V30H48V31H44ZM58 30H55V31H57L58 32ZM67 30H68V28L65 30V32H67ZM70 30H72V29H70ZM69 30V31H70ZM81 30V32L83 31L82 29H80ZM86 30V29H85ZM251 30V29H250ZM253 30V29H252ZM0 31H1V29H0ZM24 30H22V32H23ZM25 31V32H26ZM31 31V30H30ZM33 31H31V32H33ZM40 31V30H39ZM55 31H53V32H55ZM61 31H64V29H62ZM76 31H74V32H76ZM145 31H135V32H133V33H130L126 38H124V39H121L120 37H118V38H114V39H112V38H109L108 36H106V34L104 35H102V36H100L99 38H97L96 40H93V41H91L88 45V48H86V50L87 51H89V58H88V60H87V62L88 63H93L94 65H97L96 66V68H94V70H88V71H86L88 74L87 75H85L87 78V83H88V86L87 87H91V90H90V93H89V95H85V96H81V97H78L77 99H75L73 102H72V109H70V110H68V111H66V112H63V113H60V114H56L55 115V117H53V118H51V120H52V125L51 126H48V124L46 125L47 127L45 128V124L47 123V121L49 120V118L48 117H50L51 115H49V109H51V106H50V108L49 109H47V103H46V106L44 105V107L47 109V111H44V110H42V112L40 111V110H38V112H37V109L39 108V107H41V106H39L36 110H34V104L36 103V101H34V99H33V95L35 94V93H37L38 91L37 90H33V91H31L29 94H25V95H19V96H12V93H13V91H16L17 89H18V87H16V86H14L13 84H12V82L13 81H22V82H26L27 83V81H30V80H35L36 79V75L38 74V72L36 73V75L35 74H33L32 72V70H30L29 69V67L28 66H26L25 64H23L22 62V64L20 63V64H14V65H12V67L11 68H15V71L14 72H11V73H9L8 74V76H7V80H6V83H3L2 81H0V142L3 144V143H5V145L7 144V146H9L10 148H12V149H14L16 152H18L19 154H20V156L22 157V159L24 160V162H25V164H26V166H27V168H28V175H27V178H26V181L25 182H27V184H25V182H24V187L23 188H19V189H13V190H7L5 193H4V196L3 197H5L7 194H8V196L9 197H6V198H3V201H1L0 200V206L2 205L3 207H4V205H5V202L8 204V207L9 208H11L12 207V209L10 210L11 212H9L10 214H15V215H18L20 218H21V221L19 220H15V219H13V218H9L8 220H7V225H9V226H12V228L14 229V227H16L19 231H20V236H17V237H19L18 238V243L16 242H14V243H11V242H9V241H7L8 239H2L1 238V240H0V246H1V248L0 249H2V247L3 248H6V249H8V251L9 252H11L12 250L15 252V253H17V254H26L29 250H30V248L33 246L31 243L33 242V241H37V243L36 242H33L34 244L36 243V245L35 246H38V245H40V244H42V242L44 243V241H45V239H46V241L48 240V241H50V245L52 246V243H51V241H57L55 244H57L59 241L58 240H60V239H55V236H53V235H56V234H54L55 232H57L56 230H54L53 229V227H52V225L51 224H44L43 222L44 221H46V218H44V217H46V214L48 213L47 211H48V209H49V207L51 206V205H49L48 203L50 202H48L47 200H49L50 198L48 197V199H47V197H46V202H44L43 204L41 203L40 204V202H39V206H37V205H33V203H32V205L33 206H30L27 202V200L28 199H30L31 197H30V195L29 194H32V196H34L35 194L34 193H32V192H34L33 191V189H34V187H35V185L37 186V184H39V183H37V184H35L36 183V181H37V179L41 176V172L40 171H42V170H40V165H41V162H42V160H43V158L44 157H46L45 155H44V153L42 152V151H44L43 149H41V148H39L38 147V142H39V140H38V138H42V139H44L45 141H47V142H49V143H51V145H49V147H56V146H58V148L61 150V153L64 155H66V156H70V157H73L72 155H70V154H68V152L67 151H65L64 150V148L63 147H61L62 146V144L60 143V141H59V138H58V134H59V128H60V125H61V123L63 122V120H64V118H65V116L66 115H68L69 113H71V112H73V110H74V108L76 109V108H78V107H80V106H83L84 104H86L87 102H90V101H92L91 99L94 97V96H98V95H106V94H113V92H115L116 91V89H118L119 87H117V88H108V89H105L104 87L105 86H107L108 84H110V82H112V81H116L117 79H118V77H119V75H120V72H118V73H116V72H114V71H110V72H104L103 71V69L101 70H98L99 69V67H98V63L99 62H102V61H104V60H106L107 58H110V57H112L113 58V56H111L110 54H112L110 51H108L107 49H108V46H114V45H117V46H119V51H117V56H119V60H116L117 61V63L119 64V65H122V67L124 66V68H125V59H126V55H127V53H128V49L130 48V46L135 42L136 43V41H138L139 39H141L142 37H145V36H147V35H149V34H144V32ZM246 31H248V30H246ZM245 31V32H246ZM253 31H255V29L253 30ZM252 31V32H253ZM258 31V30H257ZM264 31V30H263ZM10 32H11V30H10ZM36 32L38 33V31L36 30ZM71 33H72V31H70ZM84 32V31H83ZM106 32V31H105ZM251 32V31H250ZM256 32V31H255ZM1 33V32H0ZM2 33H4V31L2 32ZM6 33V32H5ZM4 33V34H5ZM12 33H13V31H12ZM15 33V32H14ZM24 33V32H23ZM30 33V32H29ZM29 33H28V35H29ZM70 33V34H71ZM80 33V32H79ZM155 33V32H154ZM254 33V32H253ZM20 34V33H19ZM22 34V33H21ZM39 34V33H38ZM38 34L36 35V34H34V35H36V36H38ZM44 34V35H45ZM48 34V33H47ZM51 34V33H50ZM49 34V35H50ZM54 35H55V33H53ZM57 34H59L60 35V31L57 33ZM63 34H64V32H63ZM76 33H74V37L73 38H75L76 39V35H75ZM83 34V33H82ZM121 34V33H120ZM150 34H152V33H150ZM258 34V33H257ZM260 34V33H259ZM9 35H11V34H9ZM23 35V34H22ZM41 35V34H40ZM5 36V35H4ZM15 36H17V35H15ZM14 36V34H13V37H15ZM18 36H20V35H18ZM17 36V37H18ZM30 36H32V35H30ZM56 36V35H55ZM62 36V35H61ZM67 36V35H66ZM66 36H64L65 38H66ZM68 36H70V35H68ZM67 36V39L68 38H70V37H68ZM82 36H85L84 34L82 35ZM13 37H12V39H13ZM34 36H32V37H30V39H32ZM38 37H40V36H38ZM46 38L48 37V36H45ZM44 37V38H45ZM63 37V36H62ZM63 37V38H64ZM78 38H79V36H77ZM90 37V36H89ZM88 37V38H89ZM264 37V36H263ZM22 38V37H21ZM21 38H19V40L21 39ZM25 38H26V36H25ZM36 38V37H35ZM42 38V37H41ZM45 38V39H46ZM52 38V37H51ZM50 38V39H51ZM56 37H54L53 36V41H52V39L50 40L49 39V37H48V39L50 40V41H52V42H54V40H56L55 39ZM77 38V39H78ZM82 38H84V37H82ZM82 38H79V40L76 42V44L75 45H73V48L75 47L76 48V46L77 45H79V46H81L82 44L81 43H78V42H81L80 41V39H82ZM87 38V35L85 36V38L84 39H86ZM1 39V38H0ZM10 39H11V37H10ZM15 39H16V37H15ZM26 39H28V37L26 38ZM71 39V38H70ZM74 39V40H75ZM23 39H21V41H22ZM25 40V39H24ZM23 40V41H24ZM36 40V39H35ZM35 40H33L32 39V41L33 42H37V44H39L40 42V40L39 41H35ZM44 40V39H43ZM42 40V41H43ZM58 40H61V37H59V39ZM88 40V39H87ZM2 41H3V39H2ZM7 41V38L5 39V42ZM30 42H31V40H29ZM45 41V40H44ZM46 41H47V39H46ZM57 41V40H56ZM67 42H68V40H66ZM66 41H64V42H66ZM85 41V40H84ZM10 42V41H9ZM29 42V43H30ZM32 42V43H33ZM47 42H49V41H47ZM51 42V43H52ZM63 42V41H62ZM61 42V43H62ZM63 42V43H64ZM67 42H66V44H67ZM88 42V41H87ZM86 41H85V43H84V45L87 43ZM12 43V42H11ZM11 43H10V46H11ZM19 43V42H18ZM17 43V44H18ZM31 43V44H32ZM46 43V42H45ZM60 42L58 41V43L56 42V43H52L50 46H48L47 47V49L46 48H44V49H46L45 51H44V49H43V51H44V53H42L41 51H39L37 54H31L30 53V50H29V52L28 53H30L31 54V57H32V55H34V57H39V56H41V57H44V56H46V55H50V54H52L56 49L59 51V49L58 48H56L57 46H59L60 44H59ZM75 43V42H74ZM73 43V44H74ZM83 43V42H82ZM24 44H26V40H25V43ZM23 44V45H24ZM31 44H29L28 46L30 47H33ZM36 44V43H35ZM42 44L43 43H41L40 44V46H42ZM56 44H58V45H56ZM6 45V44H5ZM14 45V44H13ZM22 45V44H21ZM43 45H45V44H43ZM61 45H63V44H61ZM61 45H60V47H61ZM72 45V44H71ZM35 46V45H34ZM39 46V47H40ZM46 46H47V44H46ZM68 46H70L69 44H68ZM1 47V46H0ZM3 47V46H2ZM11 47H13V46H11ZM21 47V46H20ZM23 47V46H22ZM25 47V46H24ZM63 47H64V45H63ZM65 47H66V45H65ZM64 47V48H65ZM35 48H36V46H35ZM34 48V49H35ZM68 48V47H67ZM67 48H65V49H67ZM72 48V47H71ZM74 48V49H75ZM3 49H4V47H3ZM6 49H8V48H6ZM9 49H11V48H9ZM14 49V48H13ZM26 49V48H25ZM41 49V48H40ZM69 49H70V47H69ZM73 49V50H74ZM78 49V48H77ZM84 49V48H83ZM15 50V49H14ZM20 50H23V49H20ZM36 50V49H35ZM38 50H39V48H38ZM42 50V49H41ZM71 50V49H70ZM70 50H65V51H70ZM26 50H23V52H25ZM28 51V50H27ZM21 52V51H20ZM19 52V53H20ZM31 52H32V49H31ZM6 53H9V51L8 52H6ZM14 53V52H13ZM12 53V54H13ZM36 53V52H35ZM115 53V52H114ZM11 54V55H12ZM15 54V53H14ZM25 54V53H24ZM42 54V55H41ZM23 55V54H22ZM13 56V55H12ZM11 56V57H12ZM121 56V57H120ZM22 57V56H21ZM24 57V56H23ZM29 57V56H28ZM31 57H29V58H31ZM48 57V56H47ZM46 57V58H47ZM50 57V56H49ZM4 58V57H3ZM18 58H19V55H18ZM28 58V59H29ZM51 58V57H50ZM52 58H53V56H52ZM51 58V59H52ZM2 59V58H1ZM8 59H9V57H8ZM21 59V61H22V58H20ZM27 59V60H28ZM33 59V58H32ZM35 59V58H34ZM39 59V58H38ZM41 59V58H40ZM40 59H39V61H40ZM51 59H49V60H51ZM54 59H56V58H54ZM53 59V60H54ZM59 59H61V58H57V60H59ZM5 60H7V58L5 59ZM4 60V61H5ZM19 60V59H18ZM41 60H43V59H41ZM48 60V59H47ZM62 60V59H61ZM60 60V61H61ZM1 62H2V60H0ZM3 61V62H4ZM26 61V60H25ZM30 61V60H29ZM56 61V60H55ZM15 62V61H14ZM20 62V61H19ZM41 62V61H40ZM48 62V61H47ZM32 63V62H31ZM42 63H44L43 61L41 62V64ZM49 64H50V62H48ZM48 63H46V65L48 66L49 64ZM53 63V62H52ZM57 63H59V61L57 62ZM61 63V62H60ZM63 63V62H62ZM45 64V63H44ZM40 65V64H39ZM53 66H54V64H52ZM52 65H50L51 67H52ZM59 66L61 65V64H58ZM1 66V65H0ZM47 66H45V68H47ZM50 66H48V67H50ZM58 66V67H59ZM70 66V65H69ZM7 67V66H6ZM40 67H42V66H40ZM66 67V66H65ZM38 68V66L36 67V69ZM52 68H54L55 69V66L54 67H52ZM51 68V69H52ZM0 69H1V67H0ZM10 69V68H9ZM48 69V68H47ZM51 69H49L50 71H51ZM58 69V68H57ZM63 69H64V67H63ZM6 69H4V71H5ZM38 70V69H37ZM58 70H61L62 71V69H58ZM125 72H127L126 71V69H123ZM32 71V72H31ZM48 71V70H47ZM55 71V70H54ZM53 71V72H54ZM60 71V72H61ZM7 72H8V70H7ZM6 72V73H7ZM18 73H21L22 75H23V77H22V79H19L18 80V78L20 77H18V78H16V75L18 74ZM40 73H42L41 71H40ZM48 73V72H47ZM3 74V73H2ZM44 74H45V72H44ZM43 74V75H44ZM46 75V74H45ZM81 75V74H80ZM127 75H128V72H127ZM39 76H42V75H39ZM52 77V76H51ZM55 77V76H54ZM0 78H1V76H0ZM2 78H4L3 76H2ZM50 79H52V78H50ZM68 79V78H67ZM54 80H55V78H54ZM82 80H83V78H82ZM36 81V80H35ZM81 82H83V81H81ZM128 82H131V79L128 77L127 79H125V83H127L128 84ZM32 83V82H31ZM70 83V82H69ZM30 84V83H29ZM38 84H39V82H37V83H35V87L34 88H36V85L38 86ZM62 85V84H61ZM67 85V84H66ZM25 86V85H24ZM21 87V86H20ZM39 87V86H38ZM41 87V86H40ZM27 88H28V86H27ZM23 89V88H22ZM21 89V90H22ZM65 88H62V90H64ZM86 89V88H85ZM41 90V89H40ZM61 90V91H62ZM20 91V90H19ZM44 91V90H43ZM51 91V90H50ZM21 93H22V91H20ZM26 92V91H25ZM46 92V91H45ZM64 92V91H63ZM88 92V91H87ZM43 93V92H42ZM62 93V92H61ZM84 93V92H83ZM15 94H17V93H15ZM19 94V93H18ZM55 94H56V92H55ZM64 94V93H63ZM86 94V93H85ZM45 95V93L43 94V96ZM60 95V94H59ZM62 95V94H61ZM65 95V94H64ZM81 95V94H80ZM79 95V96H80ZM48 96V95H47ZM67 97V96H66ZM37 98V97H36ZM49 98V97H48ZM47 98V99H48ZM56 98V97H55ZM39 100V99H38ZM41 100V99H40ZM49 100H50V98H49ZM48 100V101H49ZM45 101V100H44ZM43 102V101H42ZM51 102V101H50ZM53 102V101H52ZM32 104L34 107H33V109H31L32 108V106H31V108L29 107V104ZM38 103V102H37ZM41 104V103H40ZM39 104V105H40ZM43 104V103H42ZM50 104H54V103H50ZM255 107V108H262L263 107V109H264V88L262 87V88H260V87H257V86H255V85H253V87H251V89L249 90V92H248V94H247V96H246V98H245V100L242 102V103H238L237 105H230L229 103H226V101L225 102H223V101H219V103H218V105H217V112H216V115H217V117H221L222 115L223 116H227L228 115V113L230 112V111H235V110H239V109H242V108H245L246 109V107ZM41 108H43V107H41ZM41 108H39V109H41ZM249 109V108H248ZM250 110V109H249ZM249 110H247V111H249ZM40 112V113H39ZM244 112V111H243ZM251 112H252V109H251ZM258 112H259V110H258ZM256 113V114H259V113ZM245 113H246V110H245ZM254 112H252V114H253ZM263 113V115H264V112H262ZM234 114H236V113H234ZM238 114H241V113H237L236 115L239 117L240 115H238ZM231 115V114H230ZM236 115H234V116H236ZM260 115L261 114H259V118L258 119H260L261 117H260ZM263 115H262V117H263ZM234 116H232L233 118H234ZM242 116H244V113H243V115ZM246 116H247V114H246ZM248 116H249V114H248ZM25 117H32V119H34L36 122L35 123H37V127H30V129L32 128H34L33 130H31V131H28V129H29V127H28V125H27V121H25V120H27V119H25ZM216 117V118H217ZM231 117V116H230ZM231 117V118H232ZM241 117V116H240ZM249 117H251V116H249ZM248 117V118H249ZM252 117H254V116H252ZM255 118V117H254ZM236 119H237V117H236ZM235 119V120H236ZM246 118L244 117V120H245ZM252 119V118H251ZM263 119V118H262ZM235 120H233V121H235ZM238 120H239V118H238ZM242 120V119H241ZM243 120V121H244ZM263 121H264V119H263ZM263 121H261V123L263 122ZM244 122H248L247 120H245ZM258 122V121H257ZM30 123V122H29ZM236 123V122H235ZM259 123H260V121H259ZM264 123V122H263ZM241 124V123H240ZM170 124H164V125H162L160 128L161 129H163V130H159L160 132H162V131H165L164 133L165 134H167V132H169V131H171V130H173V128H175V127H173L172 129H171V127L169 126ZM263 126L262 127H264V124H262ZM30 126H31V124H30ZM173 126V125H172ZM252 126H254V125H252ZM41 127H44L45 129H46V131L44 132H42V131H40V129H41ZM163 127V128H162ZM256 127V126H255ZM261 127V126H260ZM261 127V128H262ZM159 128V129H160ZM254 128V127H253ZM258 128V127H257ZM260 128V129H261ZM29 129V130H30ZM44 129V130H45ZM264 129V128H263ZM175 130H179V128L178 129H174V131ZM258 130H259V128H258ZM258 130H256L255 129V131H258ZM181 131V130H180ZM183 131V130H182ZM261 131V130H260ZM263 131V130H262ZM176 132V131H175ZM174 132V133H175ZM184 132V131H183ZM186 132V131H185ZM264 132V131H263ZM159 133V132H158ZM177 133V132H176ZM161 134H163V133H161ZM178 134V133H177ZM184 134V133H183ZM255 134V133H254ZM259 134H261L260 132L259 133H257V135H259ZM179 136H180V134H178ZM185 135H187L186 133H185ZM240 135V134H239ZM242 135V134H241ZM250 135H251V132L249 133V137H250ZM256 135V136H257ZM263 135H264V133H263ZM262 135V136H263ZM152 133H148V134H146V135H144V136H142V138H143V140H149V139H151L152 137H154V136H152ZM160 135H158V137H159ZM182 136V135H181ZM243 136V135H242ZM254 136V135H253ZM255 136V137H256ZM151 137V138H150ZM156 137V136H155ZM162 137V135L160 136V138ZM178 137V136H177ZM183 137H184V135H183ZM185 137H187V136H185ZM236 137V136H235ZM241 137V136H240ZM244 137H246V136H244ZM261 136L259 135V138H260ZM264 137V136H263ZM160 138H158V139H160ZM179 138V137H178ZM177 138V139H178ZM182 137H180V139H181ZM251 138H253L252 136H251ZM256 138H258V136L256 137ZM262 138V137H261ZM41 139V140H42ZM153 139V138H152ZM151 139V140H152ZM164 139V137L161 139V140H163ZM176 139V138H175ZM237 139V138H236ZM235 139V140H236ZM254 139V138H253ZM167 140H170V143H171V145L173 146V145H175V143L174 144H172V142L174 141H172L171 142V140H172V138L171 139H169V138H167V139H165V140H163V141H167ZM179 140V139H178ZM232 140H233V138H232ZM231 140V141H232ZM242 140H244V138H242ZM255 140V139H254ZM184 140H183V138H182V142H183ZM241 141V140H240ZM239 141V142H240ZM260 142H262L261 140H259ZM152 142V141H151ZM153 142H154V139H153ZM152 142V144H154ZM156 142V141H155ZM185 142V141H184ZM243 142V141H242ZM245 142V141H244ZM247 142V141H246ZM254 142H256V141H254ZM260 142H258V140H257V142L256 143H260ZM150 143V142H149ZM233 143H235V142H233ZM232 143V144H233ZM248 144H250L249 142H247ZM264 142H262V144H263ZM40 144V143H39ZM45 144V143H44ZM44 144H41V145H43V146H45ZM159 144L160 143H158L157 142V145L159 146ZM161 144H164V143H161ZM161 144H160V146H161ZM178 144V143H177ZM240 144H242V143H240ZM239 144V145H240ZM40 145V146H41ZM251 145H252V143H251ZM251 145H250V148L252 149V147H251ZM260 145V144H259ZM164 146V145H163ZM167 146V145H166ZM177 146H180V144L179 145H177ZM232 147V149H229L227 152H230V151H233V153H235L236 152V154H238L239 153V156L242 154H240V152H241V150L239 151L238 150V147H236L237 145H236V143H235V145L233 146V145H231ZM253 146V145H252ZM257 146H258V144H257ZM264 146V145H263ZM47 147V146H46ZM157 147V146H156ZM165 147V146H164ZM175 147V146H174ZM173 147V148H174ZM185 147V146H184ZM255 147V146H254ZM44 148V147H43ZM48 148V147H47ZM47 148H46V152H50V151H47ZM159 148H161V147H159ZM159 148H157V150L159 149ZM166 148V147H165ZM168 149H170V147L168 146L167 147ZM166 148V149H167ZM177 148H179V147H177ZM240 148H242V147H240ZM260 148V147H259ZM50 148H48V150H49ZM55 149H57V148H55ZM152 149H153V147H152ZM162 149V148H161ZM160 149V150H161ZM176 149V148H175ZM180 149H182V148H180ZM186 149L187 148H183V151H186ZM254 149H256V148H254ZM263 149V148H262ZM261 149V150H262ZM42 150V151H41ZM51 150V149H50ZM156 150V149H155ZM159 150V151H160ZM165 149H163V151H164ZM44 151V152H45ZM59 151V150H58ZM168 150H166V152H167ZM175 150H173V152H174ZM181 151V153H182V150H180ZM235 151V152H234ZM251 152L249 153V155L248 156H250V157H252L253 155L254 156H256V154H254L253 152H252V150H250ZM256 151L259 153L260 152V150L258 151L257 149H256ZM177 152H179V151H177ZM187 152V151H186ZM242 152H243V150H242ZM256 152V153H257ZM172 153V152H171ZM174 153H176V151L174 152ZM244 153V152H243ZM253 153V155L251 156L250 154H252ZM257 153V154H258ZM48 154H50V153H48ZM53 154V153H52ZM51 154V155H52ZM154 154H156V153H153L152 155H154ZM178 154H180V153H178ZM182 154H184V152L182 153ZM260 154H262L261 156H262V158H264V153L262 152V153H259V155ZM58 155V154H57ZM157 155V154H156ZM155 155V156H156ZM164 155V154H163ZM166 155H169L170 156V153L169 154H166ZM186 155V154H185ZM245 155H247V154H245ZM244 155V156H245ZM258 155V156H259ZM55 156V155H54ZM53 156V157H54ZM159 157H160V155H158ZM168 156V157H169ZM177 157H178V155H176ZM182 155H180V157H181ZM243 156V155H242ZM248 156H247V158H248ZM253 156V157H254ZM58 157V156H57ZM62 157V156H61ZM60 157V158H61ZM154 157V156H153ZM152 157V158H153ZM162 157V156H161ZM161 157H160V159H161ZM167 157V158H168ZM184 157V156H183ZM252 157V158H253ZM48 158V157H47ZM50 158H52V157H50ZM59 158V157H58ZM64 158V157H63ZM68 159H69V157H67ZM73 158H76L75 156L73 157ZM163 158H165V160H167V158L166 157H163ZM162 158V159H163ZM171 158H173L172 156H171ZM182 158V157H181ZM242 158V157H241ZM244 158V157H243ZM255 158V157H254ZM45 159V158H44ZM72 159V158H71ZM154 159V158H153ZM152 159V160H153ZM159 159V158H158ZM175 159V158H174ZM177 159V158H176ZM246 159V158H245ZM256 159V158H255ZM261 159V158H260ZM46 160V159H45ZM52 160H53V158H52ZM58 160V159H57ZM72 160H74V159H72ZM164 160V161H165ZM171 160V159H170ZM182 160V159H181ZM240 160H242V159H240ZM239 160V161H240ZM44 161V160H43ZM54 161V160H53ZM52 161V164H55L54 162ZM71 161V160H70ZM75 161H76V163H77V160L75 159ZM75 161H73V163L75 162ZM102 161V160H101ZM155 161H156V159H155ZM154 161V162H155ZM158 161V160H157ZM163 161V160H162ZM162 161H160V162H162ZM169 160H167V162H168ZM173 161H175V160H173ZM243 161L244 162H246L244 159H243ZM242 161V162H243ZM248 161H250V160H248ZM247 161V162H248ZM46 162V161H45ZM55 162H56V160H55ZM58 162V161H57ZM57 162H56V164H57ZM241 162V161H240ZM243 162V163H244ZM257 162V161H256ZM260 162V161H259ZM48 163H49V160H48ZM51 163V162H50ZM72 163V162H71ZM73 163H72V165H73ZM89 163V162H88ZM92 163H94V162H92ZM99 163V162H98ZM105 163V162H104ZM103 163V164H104ZM159 163V162H158ZM157 163V165H159ZM165 163V162H164ZM253 163V162H252ZM42 164H44V163H42ZM78 164V163H77ZM76 164V165H77ZM102 164V163H101ZM161 164V163H160ZM168 164H169V162H168ZM173 164V163H172ZM251 164V163H250ZM249 164V165H250ZM254 164H256V163H254ZM262 164V163H261ZM264 164V163H263ZM262 164V165H263ZM45 165L46 164H44V168H45ZM51 165V164H50ZM58 165V164H57ZM65 165H67V163L65 164ZM71 165V164H70ZM86 164H84V166H85ZM90 165V164H89ZM95 165V164H94ZM174 165V164H173ZM246 165V164H245ZM259 165V164H258ZM53 166V165H52ZM56 166V165H55ZM61 166V165H60ZM64 166V165H63ZM83 165H82V167H84ZM88 166V165H87ZM87 166L85 167V168H87ZM100 166V165H99ZM252 166L254 167H256V165H252L251 164V168H252ZM41 167H43V166H41ZM74 167V166H73ZM81 167V166H80ZM79 167V168H80ZM90 167H91V165H90ZM100 167H104L103 165L102 166H100ZM173 167V166H172ZM174 167H176V166H174ZM248 166H246V168H247ZM260 167V166H259ZM52 168V167H51ZM66 168V167H65ZM72 168V167H71ZM76 168V167H75ZM78 168V167H77ZM92 169H93V167H91ZM251 168H249V169H251ZM89 169V168H88ZM87 169V170H88ZM248 169V171L249 172H252V171H250ZM254 169V168H253ZM256 169H257V167H256ZM262 169H264V168H262ZM261 169V170H262ZM46 170H48L47 168H46ZM52 170V169H51ZM73 170V169H72ZM80 170V169H79ZM81 170H82V168H81ZM83 170H84V168H83ZM81 171L82 173L83 172H88V171ZM95 170H99L98 168L97 169H95ZM103 170V169H102ZM255 170V169H254ZM253 170V171H254ZM66 171V170H65ZM68 171V170H67ZM74 171V170H73ZM100 171H101V169H100ZM259 172H260V170H258ZM75 172V171H74ZM96 172H99V171H96ZM102 172V171H101ZM249 172H247L248 174H249ZM255 173H256V170L254 171ZM258 172V173H259ZM264 172V171H263ZM262 172V173H263ZM100 173V172H99ZM44 174H45V172H44ZM59 174V173H58ZM70 174H71V172H70ZM81 174V173H80ZM86 174V173H85ZM85 174H82V176H84ZM92 174H94V173H92ZM254 174V173H253ZM253 174H251V175H253ZM257 174V173H256ZM261 174V173H260ZM53 175V174H52ZM52 175H50V176H52ZM60 175V174H59ZM65 175V174H64ZM63 175V176H64ZM73 175V174H72ZM101 175V174H100ZM190 175H191V173H190ZM258 175V174H257ZM261 175H263V174H261ZM45 176V175H44ZM44 176H42V177H40V178H43ZM54 176V175H53ZM57 176V175H56ZM69 176V175H68ZM74 176H75V174H74ZM73 176V177H74ZM99 176V175H98ZM254 176V175H253ZM260 176V175H259ZM46 178H47V176H45ZM62 177V176H61ZM65 177H66V175H65ZM78 177V176H77ZM77 177H74V178H77ZM85 177H88V175L86 176L85 175ZM92 177H95V174L92 176ZM162 177V176H161ZM252 177V176H251ZM256 177V176H255ZM254 177V179H256ZM258 177V176H257ZM59 178V177H58ZM90 178V177H89ZM97 178V177H96ZM96 178H95V180H96ZM249 179H250V181H252V182H254V180L252 179L251 180V178L250 177H248ZM45 179V178H44ZM51 179V178H50ZM84 179V178H83ZM86 179V178H85ZM99 179H100V176H99ZM99 179H98V181H99ZM159 179H160V175L158 174V173H156V174H154L151 178H150V181H148L150 184H147V186H146V191H148V193L150 192V195H148V198H147V201H151V197L153 198V196L155 195L154 193L155 192H152L151 190H152V188H155V186H157L158 184H159ZM259 179V178H258ZM47 180V179H46ZM45 180V181H46ZM48 180H49V178H48ZM56 180H58V179H56ZM70 180V179H69ZM73 180V179H72ZM76 181H77V179H75ZM82 180V179H81ZM181 180H184V178H182ZM180 180V181H181ZM262 179H260V181H261ZM263 180H264V175H263ZM62 181V180H61ZM64 181V180H63ZM67 181V180H66ZM86 181V180H85ZM90 181V180H89ZM94 181V180H93ZM179 181V180H178ZM178 181H177V183H178ZM185 181V180H184ZM247 181V180H246ZM68 182V181H67ZM78 182V181H77ZM76 182V183H77ZM162 182V181H161ZM182 182V181H181ZM248 182V181H247ZM44 183V182H43ZM47 183V182H46ZM58 183V182H57ZM69 183V182H68ZM87 183H88V181H87ZM176 183V184H177ZM185 183V182H184ZM189 183V182H188ZM245 183V182H244ZM243 183V184H244ZM40 184H42V183H40ZM61 184V183H60ZM75 184V183H74ZM73 184V185H74ZM78 184V183H77ZM89 184V183H88ZM87 184V185H88ZM90 184H92V181H91V183ZM163 184V183H162ZM174 184H175V182H174ZM179 184V183H178ZM246 184H248V183H246ZM43 185V184H42ZM49 185H51V183H49ZM59 185V184H58ZM73 185H71V186H73ZM108 185V187H110V184H104V185H100V187L98 188V190L96 191V192H98L99 191V193H101V189H103V187H106ZM180 185H182V183L181 184H179V186ZM185 185H187L188 186V184H185ZM184 185V186H185ZM44 186V185H43ZM54 186V185H53ZM57 186V185H56ZM65 186V185H64ZM89 186V185H88ZM91 186H93V185H91ZM161 186V185H160ZM163 186V185H162ZM175 186V185H174ZM187 186H185V187H187ZM189 186H190V183H189ZM249 186V185H248ZM41 187V186H40ZM84 187V186H83ZM165 187V186H164ZM168 187V186H167ZM176 187V186H175ZM178 187V186H177ZM176 187V188H177ZM181 187V186H180ZM185 187H182V188H185ZM43 188V187H42ZM46 188V187H45ZM50 188V187H49ZM55 188V187H54ZM77 188V187H76ZM157 188H158V190H155L156 191V193H158L159 194V191L161 190V189H159L160 187H158L157 186ZM163 188V187H162ZM172 188H173V184H172ZM176 188H175V190H176ZM249 188V187H248ZM36 189V188H35ZM40 189V188H39ZM46 189H48V188H46ZM52 189V188H51ZM57 189H59V188H57ZM68 189V188H67ZM80 188H77V191L79 190ZM86 189V188H85ZM97 189V188H96ZM163 189H166V187L165 188H163ZM170 189H171V187H170ZM186 189H188L189 191H191V192H194L193 190L195 189H191V186H190V189L189 188H186ZM239 189V188H238ZM69 190V189H68ZM72 190V192H73V189H71ZM71 190H69V191H71ZM111 190V189H110ZM179 189L177 188V191H178ZM180 190H181V188H180ZM245 190H246V186L244 185V187H242L241 188V190H239V191H241V194L243 193V192H245ZM42 191V190H41ZM44 191V190H43ZM43 191H42V193H43ZM87 191V190H86ZM89 191V190H88ZM91 191H93L94 192V190L92 189ZM154 191V190H153ZM158 191V192H157ZM165 190H163V192H164ZM167 191V190H166ZM165 191V192H166ZM173 191V190H172ZM184 191L185 190H182V192H183V194H184ZM197 191V190H196ZM247 191V190H246ZM36 193H37V190L35 191ZM48 192V191H47ZM46 192V193H47ZM50 192V191H49ZM58 192H60L59 190H58ZM64 192V191H63ZM62 192V193H63ZM68 192V191H67ZM74 192H75V190H74ZM79 192V191H78ZM81 192V191H80ZM161 192V191H160ZM165 192H164V194H165ZM170 192V191H169ZM199 192V191H198ZM238 192V191H237ZM52 193H55V190L54 191H52ZM57 193V192H56ZM98 193V196L100 195ZM104 193V192H103ZM107 193H109V191L107 192ZM111 193V192H110ZM109 193V194H110ZM168 193V192H167ZM180 193V192H179ZM179 193H177V194H179ZM187 193H190V192H187ZM6 194V195H5ZM34 194V195H33ZM40 194V193H39ZM39 194H38V198H39ZM49 194H51V193H49ZM65 193H63V195H64ZM82 194V193H81ZM83 194H84V192H83ZM91 194H93V193H91ZM172 194H176V193H172ZM235 194H237L236 192H235ZM239 194V193H238ZM244 194V193H243ZM51 195H53V194H51ZM85 195V194H84ZM95 195V194H94ZM106 195H108V194H106ZM112 195V194H111ZM117 195V194H116ZM115 195V197H117ZM161 195V194H160ZM166 195V194H165ZM188 195V194H187ZM199 195L200 194H198V197H199ZM41 196V195H40ZM43 196H45V195H43ZM57 196H58V199L60 198V196L57 194ZM73 196H75V195H72V197ZM77 196H78V194H77ZM77 196H75L76 198H77ZM97 196V195H96ZM102 196V195H101ZM100 196V197H101ZM109 196V195H108ZM163 196V197H162ZM172 196H174V195H172ZM177 196V195H176ZM175 196V197H176ZM179 196V195H178ZM185 196H186V193H185ZM188 196H191V195H188ZM187 196V197H188ZM234 196H236V195H234ZM242 196V195H241ZM1 197V196H0ZM36 197V196H35ZM34 197V198H35ZM54 197H55V195H54ZM65 197V196H64ZM83 197V196H82ZM81 197V198H82ZM110 197V196H109ZM114 197V198H115ZM119 197V196H118ZM147 197V196H146ZM155 197H157V202L159 203V201H161L162 199L161 198H158L159 196H154V198ZM161 197L163 198V199H165V197H164V195H161ZM180 197H184V196H182V195H180ZM192 197H193V195H192ZM191 197V198H192ZM204 197V196H203ZM209 197V196H208ZM208 197H206L207 198V200H209L208 199ZM246 197V196H245ZM68 198V197H67ZM70 198V197H69ZM84 198H85V196H84ZM83 198V199H84ZM94 198V197H93ZM97 198H99V197H97ZM104 198V197H103ZM153 198V199H154ZM168 198H171V197H169L168 196ZM173 198V197H172ZM177 198V197H176ZM175 198V199H176ZM179 198V197H178ZM177 198V199H178ZM199 198H202V197H199ZM198 198V199H199ZM235 198H238V197H235ZM234 198V199H235ZM1 199V198H0ZM43 199H44V197H43ZM55 199H57V197H55ZM57 199V200H58ZM63 199V198H62ZM87 199V198H86ZM88 199H90V197H88ZM96 199V198H95ZM102 199V198H101ZM105 199H106V196H105V198L103 199L104 201H105ZM119 199L121 200V198L119 197ZM152 199V200H153ZM158 199H161V200H159L158 201ZM185 199V198H184ZM194 199V198H193ZM36 200V199H35ZM39 200V199H38ZM52 200H53V198H52ZM51 200V201H52ZM64 200V199H63ZM63 200H61V201H63ZM69 200V199H68ZM71 200V199H70ZM97 200H99V199H97ZM108 200H112V199H108ZM114 200H116V199H114ZM113 200V201H114ZM123 200V199H122ZM121 200V201H122ZM169 200H171V199H169ZM173 200H174V198H173ZM172 200V201H173ZM180 200H182L181 198H180ZM179 200V201H180ZM187 200H192V199H189V197L186 199V202L184 201V200H182V201H184V203H182V204H185V203H187ZM195 200V199H194ZM193 200V201H194ZM220 199H218V200H216V201H219ZM228 200H230V199H228ZM40 201H42L41 199H40ZM60 200H59V202H61ZM75 201H76V199H75ZM99 201H101V200H99ZM104 201L102 202V203H104ZM120 201V202H121ZM147 201H145V202H147ZM166 201V200H165ZM181 201V202H182ZM197 200H195L194 202H196ZM202 201V200H201ZM204 201H205V203H206V200H203L202 202V205L204 204ZM210 201V200H209ZM231 201V200H230ZM230 201H228V202H230ZM244 201H245V204H246V200L244 199ZM54 202V201H53ZM58 202V201H57ZM70 202V201H69ZM106 203H107V200L105 201ZM117 202V201H116ZM126 202V201H125ZM130 202V201H129ZM152 202V201H151ZM155 202V201H154ZM190 202V201H189ZM208 202V201H207ZM212 202V201H211ZM219 202H221V201H219ZM226 202V201H225ZM225 202H223V203H225ZM248 202H249V200H248ZM247 202V203H248ZM30 203V202H29ZM36 203H37V200H36ZM76 203V202H75ZM78 203V202H77ZM84 203H86L85 201H84ZM83 203V204H84ZM91 203V202H90ZM89 203V204H90ZM95 203H97V202H95ZM105 203V204H106ZM143 203L144 202H142V204H141V206L143 207L144 205H143ZM150 202H148V204H149ZM163 203V201L160 203V205ZM165 203V202H164ZM179 204V202H177L176 201V204ZM197 203H199V202H196V204ZM210 202H208V205H211V204H213V203H210ZM217 203V205H219L218 204V202H216ZM223 203H221V205L222 206H224L223 205ZM250 203H251V201H250ZM254 203V202H253ZM253 203H252V205H253ZM258 203V202H257ZM67 204V203H66ZM65 204V205H66ZM71 204V203H70ZM74 204V203H73ZM72 204V205H73ZM80 204V203H79ZM82 204V205H83ZM87 204H88V202H87ZM88 204V205H89ZM98 204H101V203H98ZM109 204H110V202H109ZM109 204H106V206H108ZM113 204V203H112ZM126 204H128V202L126 203ZM148 204L146 205V203H145V205H146V207L148 206ZM152 204V203H151ZM150 204V205H151ZM177 204V207L179 206ZM190 204L191 205H194V204H192V202H190ZM195 204V205H196ZM234 204V203H233ZM242 204H244V203H242ZM244 204V205H245ZM256 204V203H255ZM259 205H260V203H258ZM53 205V204H52ZM57 205V204H56ZM55 205V206H56ZM62 205V204H61ZM85 205V204H84ZM85 206L86 208H88L89 206ZM116 205H117V203H116ZM119 205V204H118ZM121 205V204H120ZM118 206V207H120L119 209H116L115 207V203H114V208L113 207H111L112 205H110V208H113L114 210V212L115 211H117V210H120V212L122 213V214H125L126 215V220H125V222L126 223H124V224H126L124 227L122 226V228L123 229H119L120 228V224H121V222L123 221V220H121V221H116V223L117 222H120V224H119V230L117 231L116 229L113 231H111L112 232V234H110L111 232H110V230H107V231H109L110 233H108V234H110V236H112L111 237V240H112V238H114V239H116V242H117V239H118V241L120 240L118 237L119 236H121V235H131V234H133L134 232L137 234V236L135 235V237H139L138 239H135L136 241H147V238L148 237H150V235H148L149 233V231H148V227L146 226V225H144L143 224V229L142 228H140L139 226H137V227H139V230L137 229V228H135V223H133V219H131L133 216H132V209H134L133 207L136 205H134V204H132V206H131V204L129 205V207H127V208H124L125 209V211L124 210H122V207L123 206ZM150 205H149V207H150ZM153 205H156V204H154L153 203ZM170 205V204H169ZM169 205H168V207H169ZM174 205V204H173ZM181 205V204H180ZM189 205V204H188ZM191 205H189L188 207H187V205L184 207V208H186V209H182L183 211H180L181 210V208H178L179 210H178V215H181V217L182 216H184V217H180V219L179 218H171V217H173V216H171L170 217V215L168 214V215H165V213H163L164 215H165V217H161L162 218V220H161V222H160V225L162 226L163 224H165V222H166V224H167V227L168 228H170L171 229V226L173 225H177V223L180 221V220H182V219H184L185 217H189V218H191L193 221L194 220H196V218L198 219V217H199V219H200V215H201V213L205 210V212H207V211H209V209H211V207L208 209L207 208V210H206V208L205 209H198L199 208V206H198V208L197 207H192ZM204 205H206V204H204ZM231 205V204H230ZM240 205V204H239ZM238 204H237V206H235V207H238L239 206ZM248 205V204H247ZM263 205V204H262ZM1 206V207H2ZM91 206H93V203H92V205H90V207ZM96 206V205H95ZM95 206H93L94 208L93 209H95ZM99 206V205H98ZM105 205L103 204V206L102 207H104ZM105 206V207H106ZM140 206V205H139ZM140 206V207H141ZM163 206H164V204H163ZM166 206V205H165ZM176 206V205H175ZM182 206V205H181ZM191 206V207H190ZM212 206V205H211ZM225 206H228V205H225ZM233 206V205H232ZM253 206H258V205H253ZM64 207V206H63ZM67 207H69L68 205H67ZM79 207H81V205L79 206ZM79 207H77V208H75V209H78ZM83 207V206H82ZM89 207V208H90ZM100 208H101V210L102 211H104L106 208L108 209V207H106L104 210H103V208L101 207V206H99ZM98 207V208H99ZM138 207V206H137ZM136 207V208H137ZM139 207V208H140ZM176 207V208H177ZM200 207H201V204H200ZM209 207V206H208ZM234 207V208H235ZM243 205H242V208H241V211H242V213H243V215H242V217L244 216V213H245V209L243 210ZM245 207H246V205H245ZM244 207V208H245ZM249 205H248V208L247 209H249ZM262 207H264V205L262 206ZM57 208V207H56ZM100 208H99V210H100ZM139 208L137 209L138 211H139ZM145 208V207H144ZM152 208V207H151ZM156 208H160L159 206L157 207L156 206ZM170 208H172V204L170 205ZM183 208V207H182ZM202 208V207H201ZM215 208V207H214ZM218 208V207H217ZM224 208V207H223ZM240 208V207H239ZM255 208V207H254ZM258 208L259 207H257V208H255L256 209V212L258 211ZM50 209H51V207H50ZM54 209V208H53ZM58 209V208H57ZM91 209H92V207H91ZM140 209H142V208H140ZM232 210H233V208H231ZM231 209H228V210H231ZM238 209V208H237ZM247 209H246V212H247ZM250 209H253V208H250ZM260 209H261V207H260ZM63 210V209H62ZM72 210H74V209H72ZM80 210H81V208H80ZM108 210H111V209H108ZM135 210V209H134ZM133 210V211H134ZM137 210H135V212H134V214L136 213V211ZM170 210V209H169ZM172 210V209H171ZM214 209H212V211H213ZM218 210H219V212H221L220 210L221 209H219L218 208ZM225 210H227V208L225 209ZM240 210V209H239ZM254 210V209H253ZM253 210H251L252 212H251V214H253V212L255 211H253ZM262 210H264V209H262ZM85 211H88V210H85ZM92 211V210H91ZM102 211H100V212H102ZM146 211V210H145ZM173 211V210H172ZM175 211V210H174ZM211 211V212H212ZM236 211V210H235ZM238 211V210H237ZM236 211V214H239L240 213V215L242 214L241 212H237ZM244 211V212H243ZM250 211V210H249ZM248 211V212H249ZM62 212V211H61ZM69 212H71V211H69ZM78 212V211H77ZM80 212H82V211H79V213ZM90 212V211H89ZM93 212V211H92ZM95 212V211H94ZM105 212H106V210H105ZM118 213H120L119 211H117ZM148 212V211H147ZM166 212H167V210H166ZM169 212V211H168ZM167 212V213H168ZM247 212V213H248ZM260 212L263 214L264 213V211H261L260 210ZM42 213V216L41 217H37V219H36V217H35V215H34V217L35 218H32L31 217V215L32 214H41ZM67 212L65 211V214H66ZM106 213H108V212H106ZM106 213L105 214H101V215H106ZM116 213V212H115ZM149 213H152V212H149ZM175 213V212H174ZM179 213H181V214H179ZM210 213V212H209ZM212 213H214V212H212ZM212 213H210L211 215H212ZM228 213H229V211H228ZM230 213H231V218L233 217L232 216V214L234 213V211H233V213L230 211ZM60 214H62V213H60ZM67 214H69V213H67ZM72 214V215H71ZM71 214H70V216H72L71 218H74V216H73V213L71 212ZM88 214V213H87ZM86 213H85V216H88ZM95 214V213H94ZM143 214V213H142ZM171 214V213H170ZM183 214V215H182ZM205 214V213H204ZM203 214V215H204ZM215 214V213H214ZM218 214H220V213H218ZM224 214H225V212H224ZM249 214V213H248ZM258 214H259V211H258ZM262 214H261V216L260 217H262ZM96 216H94V218L95 217H97L98 216V213H96L95 214ZM100 215V216H101ZM112 215V214H111ZM111 215H106V217L107 216H111ZM120 215V214H119ZM141 215V214H140ZM140 215H139V217H140ZM147 215V214H146ZM173 215V214H172ZM207 215H209L208 213H207ZM216 215H217V213H216ZM228 215V214H227ZM246 215V214H245ZM250 215V214H249ZM257 215V214H256ZM54 216H56V215H54ZM62 216V215H61ZM68 216V215H67ZM66 216V217H67ZM124 216V215H123ZM135 216V215H134ZM148 216V215H147ZM156 216V215H155ZM175 216V215H174ZM177 216V215H176ZM237 216V215H236ZM250 216H252V215H250ZM253 216H255V215H253ZM48 217V216H47ZM64 216H62V218H63ZM77 215L75 216V218H76V220H77ZM81 216H79V218H80ZM84 217V216H83ZM92 217H93V215H92ZM91 217V218H92ZM136 217V216H135ZM143 217H145V216H143ZM150 217V216H149ZM151 217H152V215H151ZM154 217V216H153ZM177 217H179V216H177ZM209 217V216H208ZM211 217V216H210ZM223 215H222V218L221 219H223ZM228 217V216H227ZM235 217V216H234ZM240 217V216H239ZM255 217H257V216H255ZM260 217L257 219V220H259L260 219ZM263 217H264V214H263ZM262 217V218H263ZM19 218V219H20ZM44 218V219H43ZM61 218V217H60ZM113 218H114V216H113ZM116 218H117V216H116ZM142 217H140V219H141ZM147 218V217H146ZM145 218V219H146ZM157 218V217H156ZM188 218V219H189ZM225 218V217H224ZM241 218V217H240ZM253 217H251V219H252ZM18 219V218H17ZM67 219V218H66ZM84 219V218H83ZM107 219V218H106ZM115 219V218H114ZM137 219V218H136ZM139 219V218H138ZM152 219V218H151ZM202 219V218H201ZM204 219V218H203ZM206 219H208L207 217H206ZM213 219H215V218H213ZM237 217H235V221H237ZM241 219H245V216L243 217V218H241ZM240 219V220H241ZM43 220V221H42ZM48 220H49V218H48ZM55 220H57L56 218H55ZM60 220H62V219H60ZM64 220H65V218H64ZM63 220V223H66V221H64ZM74 219H72V220H70L71 222L73 221ZM80 220V219H79ZM82 220V219H81ZM87 220H88V218H87ZM90 220V219H89ZM100 220H102L101 218H100ZM111 220H112V218H111ZM109 221V220H104L105 222L107 221H109V222H112V225H111V228H112V226H113V228H114V226L116 227V224L115 225H113V220L112 221ZM116 220V219H115ZM149 220V219H148ZM160 220V219H159ZM171 220V221H170ZM218 221H219V219H217ZM239 220V221H240ZM253 220V219H252ZM256 220V219H255ZM51 221V220H50ZM75 221V220H74ZM78 221V220H77ZM76 221V222H77ZM90 221H92V220H90ZM99 221V220H98ZM137 220H135L134 222H136ZM142 221V220H141ZM140 221V222H141ZM143 221H144V219H143ZM155 221H157V220H155ZM183 221V220H182ZM189 221V220H188ZM192 221V222H193ZM201 221V220H200ZM199 221V222H200ZM213 221H215V220H213ZM217 221V223H219ZM225 221V220H224ZM227 221H231L230 220V218H229V220L228 219H226V221H225V225H228L227 224ZM234 221V220H233ZM233 221H232V223H231V225L232 224H234L233 223ZM238 221V222H239ZM244 221V220H243ZM48 222V221H47ZM80 222V221H79ZM83 222V221H82ZM84 222H86V221H84ZM83 222V223H84ZM101 222V221H100ZM145 222H146V220H145ZM151 222V221H150ZM154 222V221H153ZM152 222V223H153ZM168 222V223H167ZM185 222H187V221H185ZM210 222V221H209ZM208 222V223H209ZM222 222V221H221ZM247 222H248V220H247ZM250 222V221H249ZM252 222V221H251ZM51 223V222H50ZM58 223V222H57ZM56 223V224H57ZM78 223V222H77ZM76 223V225L77 226H79L80 225V223H78L77 224ZM83 223H81V225H83ZM88 223V222H87ZM91 223V222H90ZM99 223V222H98ZM102 223H104V222H102ZM123 223V222H122ZM142 223V222H141ZM163 223V224H162ZM198 223V222H197ZM202 223H204L203 221H202ZM60 224V223H59ZM67 224V223H66ZM65 224V225H66ZM71 224V223H70ZM73 224V223H72ZM72 224L70 225L71 227H72ZM156 224V223H155ZM158 224H159V222H158ZM157 224V225H158ZM182 224H184V222L182 223ZM187 224H190V222L189 223H187ZM194 224V223H193ZM192 224V225H193ZM215 224H216V221H215ZM221 224V223H220ZM230 224V223H229ZM55 225V224H54ZM84 225H86V223L84 224ZM107 225V224H106ZM109 225V224H108ZM107 225V226H108ZM110 225H109V229H111L110 228ZM137 225V224H136ZM139 225V224H138ZM148 225H150V223H148ZM152 225V224H151ZM179 225H180V222H179ZM200 225V224H199ZM222 225H223V222H222V224H221V227H222ZM224 225V226H225ZM6 226V225H5ZM67 226L69 227V224H67ZM101 226H103V224L101 225ZM146 226V227H145ZM187 226V225H186ZM195 226H196V224H195ZM211 226V225H210ZM218 226V228H219V225H217ZM223 226V227H224ZM262 226H264V224L262 225ZM63 227H64V225H63ZM62 227V228H63ZM71 227L70 228H68L69 230L71 229ZM76 227V226H75ZM86 227H88L87 225H86ZM118 227V226H117ZM156 227V226H155ZM159 227V226H158ZM158 227H157V229H156V231H157V233H158V235H159V232H161V235H163L164 237H165V235H167V234H162V231H161V229H160V231H158ZM164 227H166V226H164ZM182 227H183V225H182ZM201 227H207V226H199V228H201ZM216 227V226H215ZM215 227H213V229H216ZM222 227V228H223ZM232 227V226H231ZM237 227V226H236ZM240 227V226H239ZM238 227V228H239ZM242 227H244V226H242ZM6 228V227H5ZM56 228V227H55ZM60 228V227H59ZM66 227H64V229H65ZM72 228H74V227H72ZM98 228V227H97ZM100 228V227H99ZM103 228V230L102 231H104V226L102 227ZM101 228V229H102ZM112 228V229H113ZM151 228V227H150ZM184 228H185V225H184ZM183 228V229H184ZM188 228H192L191 226L189 227H187V228H185V230H187L188 231ZM199 228H198V230H199ZM208 228V227H207ZM218 228H217V231H219L218 230ZM221 228V229H222ZM226 228V227H225ZM235 227H233V229H234ZM80 229L81 230H83L84 231V229H85V231H87L86 229L87 228H81V226H80ZM96 229V228H95ZM105 229H107V227L105 228ZM165 230L167 229V228H164ZM170 229H168L169 231H170ZM183 229H181V230H183ZM195 228H192V230L191 231H193ZM202 229L203 228H201V230L200 231H202ZM229 229L230 230H232L230 227H229ZM237 229V228H236ZM240 230H241V228H239ZM248 229V228H247ZM263 229H264V227H263ZM1 230H3V228L1 229ZM61 230V229H60ZM72 230V229H71ZM90 230V229H89ZM163 230V229H162ZM174 230H177V227H176V229L174 228ZM204 230V229H203ZM207 230V229H206ZM206 230H204V231H206ZM222 230H224V229H222ZM219 231V232H223V231ZM228 230V229H227ZM238 230V229H237ZM243 230V229H242ZM241 230V231H242ZM246 230V229H245ZM249 230V229H248ZM252 230H253V228H252ZM251 230V231H252ZM254 230H255V228H254ZM253 230V231H254ZM10 231V230H9ZM55 231V232H54ZM76 231V230H75ZM75 231H74V233H75ZM84 231V232H85ZM92 231V230H91ZM96 231V230H95ZM101 231V232H102ZM107 231L105 232V233H107ZM139 231V232H138ZM152 231V230H151ZM156 231H153V235H154V232H155V234H157L156 233ZM167 231V230H166ZM172 231V230H171ZM170 231V232H171ZM184 231V230H183ZM187 231L186 232H184V233H187ZM195 231H197V227H196V230ZM203 231V232H204ZM211 231V230H210ZM216 231V232H217ZM234 231H235V229H234ZM244 231V230H243ZM252 231V232H253ZM255 231H257V230H255ZM8 232V231H7ZM62 232V231H61ZM66 232V231H65ZM82 232V231H81ZM84 232H83V234H84ZM99 232V231H98ZM133 232V233H132ZM173 232V231H172ZM194 232V231H193ZM208 232H209V230H208ZM214 232H215V230H214ZM240 232V231H239ZM245 232V231H244ZM250 232V231H249ZM251 232V233H252ZM1 233V232H0ZM63 234H65L64 232H62ZM68 233H69V235H71L72 234V232H69L68 231ZM71 233V234H70ZM87 233H89V232H87ZM87 233H85V237H86V239H88L89 237H91L92 236V234H90V236L87 238V236L86 235H88ZM94 233H96V232H94ZM134 233V234H135ZM166 233V232H165ZM167 233H169V232H167ZM177 233V232H176ZM182 233V232H181ZM181 233H180V237L181 236H183V235H181ZM183 233V234H184ZM190 233V232H189ZM188 233V234H189ZM196 233H198V232H196ZM195 233V234H196ZM205 233V232H204ZM203 233V234H204ZM211 233H213V232H211ZM223 233H225V232H223ZM226 233H228V232H226ZM232 233V232H231ZM233 233H235V232H233ZM238 232H236L235 234H237ZM241 234H242V232H240ZM246 233V232H245ZM259 233V232H258ZM2 234V233H1ZM6 234H8V233H6ZM13 234V233H12ZM59 234V233H58ZM76 234V233H75ZM74 234V236H76ZM133 234V235H134ZM171 234V233H170ZM179 234V233H178ZM191 234V233H190ZM230 234V233H229ZM239 234V233H238ZM249 234V233H248ZM253 234V233H252ZM261 234V233H260ZM264 234V233H263ZM263 234H262V236H263ZM4 235H5V233H4ZM3 235V236H4ZM61 235V234H60ZM68 235V236H69ZM96 235V234H95ZM100 235V234H99ZM104 234L102 233L101 234V237L103 236ZM148 235V236H147ZM160 235V236H161ZM172 235V234H171ZM186 236H187V234H185ZM197 235H202V233L200 232V234H197ZM210 235H213V234H210ZM209 235V236H210ZM215 235V234H214ZM214 235H213V237H214ZM218 234L216 233V239H218L219 240V238H218V236H217ZM221 235V234H220ZM231 235V234H230ZM240 235V234H239ZM39 236H40V238H39ZM81 236V235H80ZM105 236V235H104ZM157 236V235H156ZM155 236V237H156ZM162 236V237H163ZM167 236H170V235H167ZM173 236V235H172ZM175 236V235H174ZM176 236H178V235H176ZM188 236H191V235H188ZM222 236V235H221ZM221 236H220V238H221ZM226 237H228V235L226 234L225 235ZM242 236V235H241ZM243 236H244V233H243ZM254 236H256V235H254ZM259 236V235H258ZM16 237V236H15ZM59 237V235L56 237V238H58ZM60 237H62V236H60ZM67 237V236H66ZM72 238H73V236H71ZM82 237V236H81ZM85 237H83V238H85ZM92 237H95V236H92ZM131 238H132V235L130 236ZM185 237V236H184ZM207 237V236H206ZM224 237V236H223ZM4 238H6L5 236H4ZM69 239H70V236L68 237ZM96 238H97V235H96ZM99 238V237H98ZM121 238V237H120ZM123 238V237H122ZM126 238V237H125ZM125 238H123V239H125ZM130 238V239H131ZM158 239H159V236L157 237ZM156 238V239H157ZM167 238V237H166ZM170 238H171V236H170ZM173 238H175V237H173ZM178 238V237H177ZM208 238H210V237H208ZM75 239H77L76 237H75ZM79 239V238H78ZM77 239V240H78ZM86 239H85V242L86 243H88L87 241H86ZM94 239V238H93ZM114 239H113V241H114ZM129 238L127 239V240H130ZM132 239H134V238H132ZM132 239L130 240L131 242H132ZM149 239V238H148ZM163 239V238H162ZM181 239V238H180ZM179 239V240H180ZM202 239V238H201ZM203 239H205V238H203ZM224 239V238H223ZM226 239H229V238H226ZM225 239V240H226ZM232 239H234V238H232ZM71 240V239H70ZM70 240H68L67 239V242L66 243H68ZM80 240V239H79ZM100 240H101V238H100ZM107 240H110L109 239V236H108V239ZM122 240V239H121ZM120 240V241H121ZM151 240L153 241V237H151ZM160 240V239H159ZM167 240H168V238H167ZM167 240H165V238H164V241H166L167 242ZM172 240V239H171ZM174 240H176V238L174 239ZM174 240H172V241H174ZM199 241H202V240H200V239H198ZM206 240H207V238H206ZM209 240V239H208ZM207 240V241H208ZM210 240H212V237H211V239ZM230 240H231V238H230ZM11 241H13V240H11ZM82 241V240H81ZM88 241H89V239H88ZM113 241H111V243H114ZM119 241V242H120ZM145 241V243H147ZM151 241V242H152ZM172 241H170L171 243H172ZM177 241H178V239H177ZM197 241V240H196ZM206 241V242H207ZM215 242H216V244L217 243H219V245L221 244L220 242H217L216 240H214ZM222 241H224V240H222ZM243 241V240H242ZM61 242V244H62V241H60ZM93 242H96V241H94L93 240ZM103 242V241H102ZM108 242H110V241H108ZM124 242V245H125V243H126V240L125 241H123ZM122 242V243H123ZM150 242V241H149ZM148 242V243H149ZM150 242V243H151ZM155 242H157L156 240H155ZM170 242H167V243H165V245H167V244H169ZM189 242V241H188ZM193 242V241H192ZM202 242H204V241H202ZM211 242H213V240L212 241H210V242H208V243H211ZM215 242H213V243H215ZM246 242V241H245ZM71 243H74V242H72L71 241ZM70 242H69V244H68V246L71 244ZM127 243H129V242H127ZM134 243H136V245L139 247L140 245H139V242L137 243V242H134ZM145 243H142V245L144 244L145 245ZM147 243V244H148ZM159 243V242H158ZM158 243H156V244H158ZM197 243H199L198 241H197ZM201 243V242H200ZM208 243H206L207 244V246H209L208 245ZM212 243V244H213ZM222 243H227L226 241L225 242H222ZM229 243V242H228ZM232 243H235V242H233V240H232ZM238 243V242H237ZM31 244V245H30ZM54 244V243H53ZM89 244H91V242L89 243ZM116 244V243H115ZM119 244V243H118ZM132 244H133V242H132ZM141 244V243H140ZM152 244V243H151ZM185 243H183V245H184ZM188 243H186V245H187ZM203 244V243H202ZM201 244V245H202ZM212 244H211V246H212ZM247 244H248V242H247ZM60 245V244H59ZM76 245H77V243H76ZM88 245V244H87ZM93 245V244H92ZM97 245V244H96ZM101 245H103L102 243H101ZM104 245H105V243H104ZM109 245V244H108ZM111 245V244H110ZM113 245V244H112ZM111 245V246H112ZM117 245V244H116ZM119 245H121V244H119ZM129 245V244H128ZM149 245V244H148ZM155 245V243L153 244V246ZM160 245V244H159ZM158 245V247H161V246H159ZM191 245H193V243H191ZM190 245V246H191ZM200 245V244H199ZM199 245L197 246V245H195V246H197L196 247V249H195V247L193 248V246H191V248L192 249H195V250H197V249H199V248H201V247H199ZM218 245V244H217ZM217 245H215L214 247H216ZM222 246H224L225 244H221ZM229 246H231V244H228ZM233 245H235L233 248H230V249H233L234 250V248H236L237 246V244L235 243V244H233ZM248 245H250V244H248ZM44 246V245H43ZM51 246H48V248H51ZM71 246H72V244H71ZM82 246V245H81ZM88 246H90V245H88ZM114 246V245H113ZM112 246V247H113ZM123 246V245H122ZM126 246H127V244H126ZM125 246V247H126ZM135 246V245H134ZM137 246H135L134 248L136 249V247ZM147 246V245H146ZM188 246V245H187ZM203 247H202V249H204V251L202 250V252L204 253L205 252V250H207L206 249V247H204L205 245H202ZM229 246H227L226 245V247H229ZM241 246V245H240ZM53 247V246H52ZM55 247V246H54ZM62 247H63V245H62ZM70 247V246H69ZM111 247V248H112ZM131 247V246H130ZM138 247H137V250H138ZM140 247H142V246H140ZM139 247V250L141 249ZM144 248H147V247H145V246H143ZM150 247H152V245L150 246ZM149 247V248H150ZM155 247H156V245H155ZM155 247H152V248H155ZM175 247V246H174ZM183 246L181 245V247H180V251L181 250H183V248H182ZM225 246L223 247L224 249L226 248ZM245 247V246H244ZM254 247H256V246H254ZM37 248V247H36ZM47 247H46V249H48ZM56 248V247H55ZM58 248H60V246L58 247ZM73 248H75L76 249V247H75V245H74V247ZM91 248V247H90ZM88 249V250H86V254H88V255H90L91 256V258L94 260V259H96L95 257H93L94 256V253L95 252H93V250L95 249L94 247H92L93 249ZM114 248H116L115 246H114ZM108 249V248H102V251H103V253H104V251L105 252H112L113 254H115L116 256H118V257H120V258H118V259H115L116 258V256H115V258H114V260H112V261H109L108 263H106V264H116V262H118L119 261V259H121L122 257L120 256L121 255V253H119L118 252V247H117V249ZM148 248V249H149ZM151 248V249H152ZM170 248V247H169ZM168 248V249H169ZM176 248V247H175ZM179 248V247H178ZM208 248V247H207ZM217 248H219V251H223V250H220V247H218L217 246ZM45 249V250H46ZM52 249V248H51ZM67 249V248H66ZM85 249V248H84ZM124 246H123V251H124ZM129 248H128V246H127V250H128ZM132 249H133V246H132ZM134 249V250H135ZM167 249V250H168ZM174 249V248H173ZM192 249H190V250H192ZM210 249H211V247H210ZM215 249V248H214ZM214 249H212L213 251H214ZM222 249V248H221ZM238 248H236L235 249V251L237 250ZM242 249V248H241ZM240 249V250H241ZM255 249H257V248H255ZM36 250V249H35ZM40 250H41V248H40ZM45 250H44V252H45ZM53 250V249H52ZM61 250V249H60ZM63 250H64V248H63ZM74 250V249H73ZM77 250V249H76ZM82 250V249H81ZM120 250H121V252H122V249L120 248ZM127 250L125 251V252H127ZM138 250V251H139ZM143 250V249H142ZM146 250V249H145ZM144 250V251H145ZM170 250H172L171 248H170ZM170 250H168V251H170ZM184 250H186V248L184 247ZM190 250L188 251V252H190ZM199 250H201V249H199ZM199 250H197V254L196 255H198L199 253H198V251ZM209 250V249H208ZM206 251V253L207 252H209V251ZM211 250V251H212ZM216 250L217 249H215V253H217L216 252ZM226 250V249H225ZM228 250H229V248H228ZM228 250H227V252H228ZM239 250V249H238ZM239 250V251H240ZM4 251H5V249H4ZM50 251V250H49ZM55 251H59V250H55ZM53 252L54 254L55 253H58V252ZM62 251V250H61ZM66 251V253H64L65 255V260H67V259H69L70 258V256L71 255H69V250H65ZM72 251V250H71ZM75 251V250H74ZM101 251V250H100ZM136 251V250H135ZM149 251V250H148ZM178 252H180L179 250H177ZM212 251V252H213ZM235 251H232L233 252V254H234V252ZM243 251V250H242ZM260 251V250H259ZM7 252V251H6ZM13 252V253H14ZM81 252V251H80ZM97 252V251H96ZM124 252V254H127L128 256H131V255H133V254H136L137 255V253H139V252H137L136 251V253L135 252H132L131 253V251L129 252L128 251V253H125ZM142 252V251H141ZM152 252V251H151ZM155 252V251H154ZM159 253H160V251H158ZM161 252H163V254H159V256L160 255H164V253L165 252H167V251H165L164 252V249H163V251H161ZM186 252V251H185ZM194 252V251H193ZM201 252V253H202ZM220 252V253H221ZM231 252V251H230ZM232 252H231V254L230 255H232V256H234L233 254H232ZM29 253V252H28ZM46 253V252H45ZM49 253H51V252H49ZM53 253H51L52 255L51 256H53ZM72 253V252H71ZM76 253H78V251L76 252ZM82 253V252H81ZM123 253V252H122ZM153 253V252H152ZM171 253V255H172V252H170ZM174 253V252H173ZM176 253V252H175ZM182 253H184V252H182ZM214 253V252H213ZM220 253H217V257L219 256L218 254H220ZM224 253H225V251H224ZM243 253V252H242ZM257 253H259V252H257ZM59 254V253H58ZM58 254H56L57 256H58ZM73 254H74V256H76L75 255V253L73 252ZM85 254V255H86ZM99 254V253H98ZM106 254V253H105ZM123 254V255H124ZM151 254V253H150ZM154 254V253H153ZM153 254H152V258L154 259H150V260H148V259H142V257H141V260H140V264H156L155 262H158V260L159 261H161L160 259H162V258H158L157 260L155 259V255H154V257H153ZM156 254H157V252H156ZM167 254V253H166ZM190 254V253H189ZM193 255H194V253H192ZM205 254V253H204ZM227 254V253H226ZM229 254H227V255H229ZM237 254H239V253H237ZM0 255H1V252H0ZM4 255V254H3ZM7 255V254H6ZM12 255H15V254H12ZM34 255V254H33ZM78 255V254H77ZM185 255H187V254H185ZM185 255H183V256H185ZM192 255V256H193ZM202 255V254H201ZM201 255H199V257L201 256ZM206 255V254H205ZM213 256L215 255V254H212ZM222 255H225V254H222ZM229 255V256H230ZM260 255V254H259ZM2 256V255H1ZM8 256V255H7ZM10 256H11V254H10ZM25 256V255H24ZM23 256V257H24ZM41 256V255H40ZM57 256H54V258H56ZM99 256V255H98ZM139 256H141V255H139ZM145 256V255H144ZM149 256V255H148ZM157 257H158V255H156ZM170 256V255H169ZM176 256V255H175ZM177 256H178V254H177ZM181 256V259H182V255H180ZM188 256H190L191 257V254L190 255H188ZM208 256V255H207ZM210 256V255H209ZM4 257V256H3ZM12 257V256H11ZM10 257V258H11ZM21 257H22V255H21ZM30 257V256H29ZM36 257H37V255H36ZM45 254H44V256H43V258L45 259ZM48 257V256H47ZM85 257V256H84ZM83 257V258H84ZM125 257V256H124ZM123 257V258H124ZM150 257V258H151ZM172 257H174L173 255H172ZM179 257V256H178ZM194 257V256H193ZM201 257H203V255L201 256ZM206 257V256H205ZM212 257V256H211ZM215 257V256H214ZM214 257H213V259H214ZM223 257V256H222ZM242 257V256H241ZM9 257H7L6 258V260L8 259ZM14 258H16V257H14ZM14 258H11V259H13L14 260ZM18 258V257H17ZM38 258H39V256H38ZM53 258V259H54ZM87 257H85V259H86ZM88 258H90V257H88ZM87 258V259H88ZM91 258H90V260L88 261H85V259H83L84 261H85V263L84 264H102L101 262H93L92 260H91ZM130 258V257H129ZM132 258V257H131ZM134 258H136V257H134ZM137 258H138V255H137ZM144 258V257H143ZM149 258V257H148ZM166 258V257H165ZM189 258V257H188ZM204 258V257H203ZM209 258V260H210V257H208ZM220 258V257H219ZM229 258V257H228ZM31 259V258H30ZM33 259H35V257L33 258ZM33 259H31V260H33ZM49 259V258H48ZM52 259V258H51ZM50 259V260H51ZM52 259V260H53ZM80 258H78L77 260H79ZM102 259V258H101ZM112 259V258H111ZM167 259L168 258H166V261H167ZM172 259V258H171ZM173 259H175V257L173 258ZM185 259H187V256H185ZM198 260H199V258H197ZM202 259V258H201ZM220 259H222L223 260V258H220ZM227 259V257H225V260ZM230 259L231 258H229V260L228 261H226V262H230ZM2 260V259H1ZM0 260V261H1ZM4 260V259H3ZM19 260H21V259H19ZM24 260V259H23ZM25 260H27V259H25ZM45 260H47V258L45 259ZM49 260V261H50ZM56 260V259H55ZM76 260V259H75ZM122 260H124V259H122ZM152 260L154 261V262H152ZM163 260H165V259H163ZM178 260H180V258L178 259ZM184 259H182V261H183ZM189 260V259H188ZM207 260V259H206ZM215 260H218V259H215ZM215 260L214 261H211V263L213 262H215ZM225 260H223V261H225ZM234 260V258L231 260V261H233ZM238 260V259H237ZM236 260V261H237ZM241 260H245V259H241ZM241 260H239V262L241 261ZM247 260H248V258L245 260V262H247ZM8 261V260H7ZM7 261H2V262H4L5 264H7ZM10 261V260H9ZM12 261V260H11ZM17 260H15V262H16ZM37 261V260H36ZM35 261V262H36ZM48 261V262H49ZM92 261V262H91ZM121 261V260H120ZM126 261V260H125ZM128 261H129V259H128ZM127 261V262H128ZM135 261V260H134ZM171 261V260H170ZM169 261V262H170ZM175 261V260H174ZM196 261V260H195ZM258 261V260H257ZM18 262V261H17ZM17 262L16 263H14V264H17ZM20 262V261H19ZM18 262V263H19ZM28 262V261H27ZM58 262V261H57ZM73 262V261H72ZM71 262V263H72ZM80 262V261H79ZM83 262V261H82ZM168 262V263H169ZM176 262V261H175ZM184 262V261H183ZM189 262H191L190 260H189ZM201 262V261H200ZM204 262H206L207 263V261H204ZM217 262H220L219 260L217 261ZM226 262H224V263H226ZM238 262V261H237ZM245 262L243 263V264H245ZM3 263V264H4ZM11 263V262H10ZM13 263V262H12ZM29 263V262H28ZM32 263V262H31ZM34 263V262H33ZM37 263V262H36ZM49 263H52V262H49ZM75 263V262H74ZM161 263V262H160ZM170 263H172V262H170ZM192 263H193V261H192ZM192 263H190V264H192ZM197 263V262H196ZM195 263V264H196ZM199 263V262H198ZM223 263V262H222ZM221 263V264H222ZM233 263L235 264L236 262H234L233 261ZM249 263H250V260H249ZM255 264L257 263V262H254ZM1 264V263H0ZM21 264V263H20ZM39 264V263H38ZM48 264V263H47ZM53 264H55V262L53 263ZM75 264H78V263H75ZM118 264H124V261L123 262H120V263H118ZM132 264H136V262L134 263H132ZM163 264V263H162ZM167 264V263H166ZM176 264V263H175ZM179 264V263H178ZM202 264V263H201ZM208 264V263H207ZM217 264V263H216ZM219 264V263H218ZM229 264V263H228ZM231 264V263H230ZM236 264H238V263H236ZM247 264V263H246ZM258 264V263H257Z\"/></svg>", "mask_w": 264, "mask_h": 264}]
</instances>
